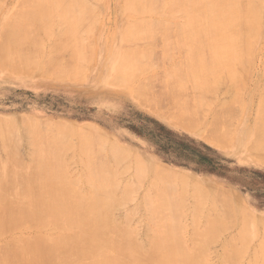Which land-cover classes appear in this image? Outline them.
Wrapping results in <instances>:
<instances>
[{
  "label": "rangeland",
  "instance_id": "rangeland-1",
  "mask_svg": "<svg viewBox=\"0 0 264 264\" xmlns=\"http://www.w3.org/2000/svg\"><path fill=\"white\" fill-rule=\"evenodd\" d=\"M18 1H20V0H0V21H2L0 23V29L1 30H3L2 28H5V26H3V24L6 23L5 21L12 20V19L6 20V18H13V19L14 18L15 19L21 18V14L23 13V11L19 10L18 7H19V4L21 5L22 3L17 4ZM23 1L21 0V2H23ZM37 1H39V0H37ZM54 1L55 0H53V2ZM67 1H70V0H67ZM79 1H81V0H79ZM83 1L86 3L87 2L90 3V6H88V5L87 6L92 7L93 10H92V8H91V10H92L91 11L90 8H88V7H87V9L85 7H81V5L85 6V4H83L81 2H79V3H77L78 1L77 2L76 1L75 2L74 1L69 2V3H72V5L74 3H76L77 6L79 4H81L80 8L83 10V12L84 11L89 12V13H86V15L90 14L88 16L89 17V22H88L87 21L88 18L86 19L85 15H84L85 13L82 14L80 11L81 10L80 8H79L80 9L79 11L76 10L77 13L80 12L79 15L83 16L81 18L78 15L81 18L80 20L82 21V22L80 21V23H81V24H79L80 26L78 25L79 27H81L80 28L81 31L79 29L76 30L75 28L72 29L70 26L68 27L67 21L63 22L66 20V18H64V14H65V16L69 15L73 11L72 9L74 7H76L75 5L73 7L72 5L70 6L69 3H66V5L67 6L69 5L70 9L72 10L70 12L69 11L70 9H68V7H67V10L70 12L69 13L68 11H66V6H65L66 0H61V1L59 0L58 2H60V3H57V4L59 6L58 8L62 12V15H63L62 16L60 14H58V15L56 14L58 12L55 10V9H57L56 8L57 6H53L51 4V3H53L51 0L48 1V3L46 2L47 4H50L55 8V9H53L52 6L48 5L52 8L46 6L47 7L46 10H48V8H49V10H51V9L54 10L55 13L52 10L50 13H48L49 11L44 12V14L45 13L49 14V16H48L49 20H51V22H53V23H51L48 20L47 23H49V24H47V25L51 28H49L48 26L46 27V29L51 30V33L47 32L50 35L49 36L50 41L48 40L49 48H48V46H47L48 44L46 42L47 41L46 39H48L47 36L42 35V34H44V33H42L43 27L46 25H43V27L42 26L40 27V25L38 23L39 27L38 26H36V27H38L40 29L39 31L35 30V28H34L35 26L32 28L36 31V33L39 32L38 35L34 34L35 33L34 30L31 31L32 33L33 32L34 33L32 35L33 41L31 42L33 45H30V46H32L31 49H33V47L35 45L34 49L36 51V54H35L34 49H33L34 56L37 55L39 57V59L38 58L35 59L32 57L33 59H31L29 61V58H28L29 56L28 57H22V56L19 57V56H17L18 52H17V55L15 53L12 54V52H15V51H13V49H12V52H10L11 54L10 53H9L10 55L8 54L9 57L7 56L5 58H2V56L0 55V57H1L0 58V64H2V65H0V123H1V121H4V122L8 121V124L7 123L6 124L9 127L8 128L5 123H1L3 125L0 124V127L2 128V129L0 128L1 129L0 133L2 131L4 134L7 133L8 130L6 129V127L11 130L10 127H14V125H12L11 123H15V127L17 126L18 129L17 128H16V130L14 129L15 130L14 132L16 133V135H18V136L20 135L19 137L16 136V138H18V140H20V143H21V145H20V143L18 141L19 147L21 146L20 148L18 147L17 144H15V145L12 144L13 140L15 142V138L12 137V136H15V133L11 132V131H13V129L7 133L10 136H8L6 134V136H8L10 138L12 137V139L9 140V138L7 139V137H6V141L10 142L11 146L17 145V147L13 148L10 145L7 146L8 143H6V141L4 142V140H3V138H5V137H3L4 134L1 133V136L3 138L0 136V138H1L0 139V147H1L0 148V160L2 159L4 161L1 160L3 163L0 162V167H1L0 168V186L3 189L2 190L0 188V195H1V191L2 192L5 191L3 193L5 195L7 190L9 191V192L7 191V193L11 192L10 193L11 195L7 194L5 197H2L3 195H1L0 196V206H2L3 204L5 205L6 204L5 201H7V203L12 204L13 202L10 200L14 201V204H12V205L32 204L34 199L39 200L38 198H40V200L43 199L42 201H44V197L46 199H48L45 201H48L50 203H54V201H56V200H54L55 198H58L59 200L57 199L56 202L59 201L60 203L65 202V199H66V202H71V201L73 202V199L77 196H78V199H80V202L77 201L80 205H86L87 203H85V202L91 203V200L93 203H95V202L97 203L101 199H107L108 200V198H109L108 202H110V200H111L112 203L111 202L110 203L113 204V203H115L116 200L119 203L120 200L118 197H120L121 195L123 197V195H124V197H123L124 199H125V197L127 198V196H128V198L126 200H123L120 197V199L123 200V203L120 202L121 204L118 206H114V209H113V207H111L112 211L110 209L111 205L107 202V204H109L107 216H108L109 222L111 224H113V225L116 224L118 226L127 227L129 233H131V235L133 237L136 236L135 234L139 233L137 235V237H139V238H135V239L137 241H139V239H140L142 242V244H141V242L139 241L141 246H142V249H143L142 254L147 255V252L150 253L149 242L152 240L154 235L155 236L158 235L159 238L167 237L171 234L170 232H174L177 230L175 232L174 236L179 239V236L181 235L180 236L181 237L180 242H181V245L186 250H194V251L200 250L199 252H202V257H203L202 263L203 264H213V263L214 264H225V261H222V259H224V254H225V253L223 254V251L221 252V250H223L222 248H224V251H225V250H229V249L234 248V247H238V248L243 249L242 254H241L242 257L240 256V258H242V259H239L240 261L238 262V264H240V263L246 264L247 262H249L247 264H254V263L255 264H261L262 262L260 260H258L257 262H253L254 259L252 260V258H250L249 256L253 257L254 252H257L259 250L256 247L257 246L256 243H258V246L260 247V245L262 244L260 241H264V234H263V231H264V142L260 141V139H261V138H259L260 134L259 135L255 134L258 132L257 129H258L259 125H258L257 119H258V115H259V110L261 109V105L263 104L261 102V99L264 96V90H263L264 89V40H263L264 39V0H262L263 2L261 3V6L259 7L260 8V14H259L260 19H258V20H260V21H259V25H258L259 27L256 29V32L259 34H257L255 31L253 34L252 32H248L247 28L246 29L243 28L245 30L244 31L245 34L247 33V35L248 34L251 35V36L248 35L249 37L247 35L244 36L246 38V39L244 38L246 43L247 42L252 43V46L249 44V46H251V49L248 46V48L251 50L250 53L249 52L247 53V51H249V50H246V48L242 47L243 45H247L244 42V40H243L244 44H242L243 42L238 43V44H242V46L238 45L241 49L244 48L241 50V53H240L239 50L236 49L238 47L237 45H235L236 42H234V43L232 42L234 40L233 36H229L230 38L228 37L224 40L227 42V44L231 43L229 46L227 44H224V43H223L224 44L223 45L220 42L225 47V49H222V45H221V48L218 47V49H220V51L232 49L230 51V53L226 51L228 55L230 54L229 55V57L231 56L230 59H227V57H226V56H228L227 54L224 56L223 53H225V52L221 53L219 50H218V52H220V55L223 54L221 56H223L224 58L229 60L231 62L229 64H231V66L234 68V71H235V69H237L238 72L237 73H236V71L234 72L233 69H231V67L227 66V60L226 59L219 57L220 59L224 60V61H222V63H220L221 69L224 71L218 70V71H220V73H219L220 75L213 72V74L218 75L216 79L214 78L215 81L217 80L216 81L217 84L215 82H213V84L215 86L210 82V81H212L211 79H209L210 73L207 74L209 78L208 77L206 78L207 81L211 83V85H210L211 87H209L210 89H208V90H207L208 87L205 88L204 83H202V82H205L206 80L201 81L198 78V76L192 75L194 78L195 77L198 78L197 82L200 83V81H201V85H198V86L203 88V89L198 88V90H200L201 92L198 91L197 93H196L197 88L195 89L192 85V82L195 79L192 78L193 79L192 80L191 79L192 76L190 77V74L186 73V71L188 72V70L186 68L189 67L187 65L189 63L190 64L195 63L196 61L194 62V61H191L189 59L185 60L186 59L185 58L186 53H184L185 55L182 53L185 50L188 51V49H186L187 47L185 45L180 46L181 42H180L178 36H176V34L173 33V32H175L173 29L177 28L178 25L181 26L182 31L186 30V29H184V28H186L185 24H187L186 23L187 19L191 15V13H188V11H190L189 10L190 8L188 9V7L192 6L194 4L195 0H188L189 1L188 3L190 4V5L188 4L189 6L187 5L188 7L184 6L183 3H185V2H183V1H181L183 3L180 2L181 5L178 4L179 7L175 6V5H177V3L173 2V0H172L173 3H170L172 5V7L174 5L175 9L180 8V6L182 7V4H183V7L186 8L185 11L188 9L187 13L190 14L189 16L185 12L183 14L184 8H182V10L180 8V12H178L179 11V9H178L177 13L175 11H174L175 13L173 11H171L172 8L169 7L170 6L169 2H171V1H169V0H168L169 2L168 1L166 2L165 0H164L165 2L162 1L163 4L165 5L164 6L165 8L167 5H169L168 6V8L170 9L169 12L167 10H163L164 7L161 4L162 2L160 0H158V1H160L161 3H159L156 0H151V2H147L148 4L149 3L152 4V1L153 2L155 1V3L158 2L159 4L162 5L163 8L160 6H159L160 8L158 7L160 10H158V9H157V11L153 10V11H155L154 14L153 13L150 14V12H152L151 8H155L154 6L156 4L151 5L153 7H151L150 8L151 10H150V9H148L150 7V4H149V6H147L148 4L143 2L144 0L142 1V3H144L145 6L142 5V3H140V2H138V4L140 3L143 7L142 9H145V10H146V6H147L148 7L147 9L150 11L148 13H147V11H145L146 13H144V12L142 13L140 11L142 9H140V10L137 9V11H140L139 14H138V12L132 11V9H131V8H133L132 6H127L125 8V6H126L125 4L128 2V0H83ZM136 1H138V0H136ZM174 1H176V0H174ZM191 1H193V2H191ZM244 1H246V0H244ZM244 1H243V3H244ZM24 2H27V1L25 0ZM24 2H23V4H24ZM33 2H35V1H33ZM129 2H132V0ZM27 3H31V2H27ZM39 3L40 4L42 3L43 5L39 6L40 5ZM44 3H45V1L40 0V2L37 3L39 5L34 6V7H36L34 9V11L39 12L42 10L41 9L42 7L45 8ZM54 3H56V1ZM158 3H157V5H158ZM1 4H3L4 6ZM23 4H22V6H23ZM129 4H132V3H128V5ZM133 4L136 5V2L134 0H133ZM29 5L25 4V6H27V7ZM31 5H32V3H31ZM15 6H17V7H15ZM25 6H24V9L26 8ZM94 6L96 8H94ZM71 7H73V8H71ZM119 7H120V9H119ZM128 7H129V9H128ZM135 7H137V6H135ZM139 7L141 8V6H139ZM4 8H5V10H4ZM20 8L23 9V7H21V6H20ZM30 8L32 9L33 6L28 7L29 11L32 12V10H30ZM39 8L41 10H39ZM161 8H162L164 13H166L165 11H167V13L172 12L173 14L170 13L171 15L168 14V16H166L163 14ZM168 8H166V9H168ZM17 9H18V11L21 12V14L17 11H14ZM59 9H57V10H59ZM191 9H193V8H191ZM2 10H4V11H2ZM25 10H27V9H25ZM25 10H24V12H25ZM60 10H59V12H60ZM6 11H8V12H6ZM1 12H3V13L1 14ZM52 12L57 17L61 16L58 19L59 20L63 19L62 22H60L55 16L53 17ZM67 12L69 14H67ZM160 12H162V14L159 15ZM35 13H37V12H35ZM35 13H34V15H36ZM39 14H40V12H39ZM50 14H52V15H50ZM8 15H9V17H8ZM13 15H15V16H13ZM93 15H95V16H93ZM120 15H122V16H120ZM193 15L194 14H192V16ZM199 15L200 14H198V18L203 19L204 16L199 17ZM71 16H73L72 13H71ZM185 16H187V17H185ZM37 17L41 18L39 15ZM66 17H68V16H66ZM120 17H121V19H120ZM130 17H133V18H130ZM182 17H183V19H182ZM69 18H71V17L69 16ZM72 18H74V17H72ZM77 18L78 17L76 15V19ZM127 18L130 20H128ZM145 18L150 19V21L147 20V22L145 20V22L147 23L146 27H148V28L151 27V25H149L148 22L151 24H154L153 26L155 27V26H157L156 23L159 21H162V22L169 21L168 23H171V25H170L171 27L169 26L171 29L168 28V30L169 31L172 30L171 34L172 35L174 34L175 38H178L177 39L178 41L175 39L177 42H175V41L174 42L176 44H178L180 42L179 47L177 48L178 45L176 46V44L173 42L172 38L174 36L170 37L171 35H170L169 31H168V34L170 36L165 33L166 35L169 36L168 38L163 33V31H165V32L167 31L166 28H165V30L163 29V27L166 26L167 24L165 25V23H162L164 25V26H162L161 22H160L161 26L160 27L157 26V28L159 27V29L162 28L160 30V32L163 33V34L162 33L158 34L159 38L158 37L157 38L159 40L161 39L159 42H157V43L152 42L154 40L153 38H150V39H152L151 41L149 38L147 40L142 39V38H140L141 40L138 39L139 36H141V35L143 37L147 38L146 34H148V31H147L148 29H146L147 33H143L140 35V33L137 31L139 30V28L141 29L142 27H140L137 23H134V22L138 21V23L141 24L143 21L140 19L144 20ZM125 19L127 22L125 21ZM152 19L155 20L156 23H152L151 22ZM72 20L74 22H72ZM72 20L70 21V23L68 22V24H70L71 26L76 24V22L78 21V19L77 20L72 19ZM92 21H94V22H92ZM86 22H88L89 25L90 24L92 25L93 23L94 24L91 27H89L88 25H86ZM56 23H57V25H56ZM61 23H62V26H61ZM83 23H84V25L87 26L86 28H84L85 26L83 25ZM131 23H133L134 25H132ZM175 23H178V24H175ZM130 24L133 27V29H135V30H133V33H135L137 35L139 33V36L136 37L137 38L136 40L132 39L133 38L132 36H134L135 34L130 32L131 27H128V25L130 26ZM144 24L145 23H143L142 25H144ZM58 25L61 26V27H59V29L57 28ZM66 25L68 28H71L74 31L75 30L79 31L78 33L77 32L76 33L81 35V37L78 36L80 38V39L79 38L78 39L80 40L79 42L82 44L81 48L83 47L82 50L84 52L82 50H81V52H83L82 55L84 56V58L81 57L82 55L77 52L79 50V49H77V46H76V45H78L77 44L78 41L74 40V37L76 39V36L72 35V33L75 34V32L72 31V33H71V32H69V30H68V32L64 31V28H65V30H67ZM126 25L128 28H125ZM135 25H137L139 28ZM78 26H73V27H78ZM172 26H173V28H172ZM180 26H179V28H180ZM122 27H123V30H122ZM154 27H152V28H154ZM188 27L189 26H187V28ZM195 27H197V26H195ZM195 27H193V28H195ZM87 28H89V29H87ZM152 28L150 30H152ZM191 28H192V26H191ZM198 28L200 29V26L197 27V30H196L197 33L194 32L195 34H198L199 31L204 32L205 27H203L204 29L202 28L203 30H201V29L198 30ZM144 30H141V31L143 32ZM155 30H157V29H155ZM181 30H179V31H181ZM62 31L65 32V34L71 33V36H73V37H71V36L69 37L71 40L67 37H64V38L70 40V43L72 44V46H68V47H70V49L67 47V44L70 45L68 43L69 40L66 41L67 43L64 42V40H66V39H63V42L65 44L59 43L60 45L58 44V46H61V45L64 47L66 46L67 51L72 50L71 47L73 48V51H75V48L77 49V51H75V52H77L78 55L72 51L75 54V56L78 57V59H75V58L72 59L74 61V63H73L74 68L73 67H70L69 69L67 68L69 66H72V65H70L72 63L70 61H72L71 60L72 57H75L74 54H72L71 51L69 53L65 52L66 50H64V48H62V46H61L62 49L60 47L56 48L57 45H55V48H54V46L51 43L52 41H54L55 36L56 37H58V35H59V37L65 36L62 34ZM123 31H125L127 34L124 33ZM179 31H177V32H179ZM182 31H181V33H182ZM189 31H190V33H192L193 30L192 31L189 30ZM59 32H61V33H59ZM81 32H82V34H81ZM201 32H199V33H201ZM157 33L158 32L153 34V32L152 33L150 32V34H152V35H150V34L149 35L153 37V35H156ZM86 34H87V36H86ZM124 34L127 36H125ZM184 34L187 35L186 32ZM39 35L40 36L42 35L41 37H43V38H41ZM122 35H124V36H122ZM164 35L166 36L167 39H169V41L172 40V42L171 41L169 42L170 45L172 44V46H173L175 44V51H172L174 53H171L172 46L170 47V45H168L171 48L170 49L168 47L170 49L169 51L167 50V48L165 49L166 46L165 47L160 46L161 42L162 43L166 42V41L164 42V40H165ZM186 35H184V37ZM35 36L36 37L38 36L37 39H38V41H40V43L37 41V39L35 40V38H36ZM44 36H46V38ZM181 36H182V34H181ZM212 37H214L215 41H217L215 38V35ZM216 37H217V34H216ZM3 38H4V34H1L0 35V43H2ZM126 38L130 39L131 42H127L129 40L126 41ZM217 38H219V37H217ZM249 38H251V39L249 40ZM180 39L182 40V44L186 40L185 39L183 41L184 38L182 39V37ZM59 40L61 41V38H59L58 41ZM81 40H83L85 43L87 42L88 43L87 45L90 44V46L87 48L88 50L85 49L87 47V45L85 47L84 46L85 43L83 44V42H81ZM155 40H156V38H155ZM188 40L189 39H187L186 41H188ZM55 41H57V38L55 39ZM156 41H158V40H156ZM224 41L222 40V42H224ZM54 42H53V44H54ZM149 42H152V43H150L151 45H150V48L148 50H150V51L152 50L154 55L156 52H159V51H161V49L163 50V48H164L166 50V52H169V54L165 53L163 50L162 55H164V53H165V54H167V57L168 56L169 57L171 56V57L166 59L165 58L166 55L160 56V54H159L160 52H159V53H157L158 57L151 55V56H153V59H154L153 60L154 62H151L152 65L150 64L151 67L146 68L147 69L146 70L144 68V65H143V68L145 69V71H144V69H142L143 71L140 69L136 70V68L139 67L138 66L139 62L148 63L146 59L149 57V55L146 58L147 55L145 56V54H144L142 57L140 55V53L142 54V52L146 53V51H148V50L142 51L141 49L144 48L143 50H145V48L147 47ZM188 42H189V44H188L189 49H190V47L193 46L192 43L194 44V46L192 48H194L195 45L198 43V42L194 43V41H191V40H189ZM217 42H219V41H217ZM50 43H51V47L53 46L52 50L50 47ZM39 44L43 45V47L42 46L40 47ZM200 44H197L196 47L198 45L200 46ZM204 44L202 43V45H204ZM80 45H78V46L80 47ZM152 45H156V47L154 46V48H153ZM189 45H192V46L189 47ZM205 45H204V47H205V51H206V47L211 46V45L210 44H208V46H207V44H205ZM231 45H233L234 48L231 47ZM39 47L43 48L44 50L40 49ZM136 47L139 49L141 47H143L140 49L142 52L136 53L135 52L137 49ZM196 47H195V49H192L194 52L195 51L197 52V49L201 50V48H203L202 46H200L201 48L200 47L196 48ZM211 47H213V46H211ZM18 48H19L18 50L21 51V53H24L25 52L24 49H26V46L24 44V45L19 46ZM126 48H128L129 51L132 48H136L135 50L133 49L134 54L133 53H131V54L133 56H136V57H138V55H139L142 57V59H141V57H140V59H137L138 61H136V58L132 59V56L130 54H128L129 52L125 53L127 50ZM55 49H59V51H60V49H61V51L63 50V52H61V51L60 52L65 54V56L63 54L64 61H63V58L61 59L60 55H57V52H59V51L58 50L55 51ZM124 49H126V50H124ZM154 49L156 50V52ZM29 50H30V48H29ZM40 50H42V51L40 52ZM46 50H48V53ZM208 50L211 51V49H209V47H208L207 51L206 52L203 51V53L204 54H206L207 52L209 53V54H206L207 56L205 55L204 57H206L207 60L210 59L209 61L211 62V60H213V58H214L213 56H216V55H213V54L211 55L210 51H208ZM243 50H246L245 55L249 54L247 56V58H245V56L242 57V55L245 53ZM52 51H53V53H52ZM120 51H123V52L125 51V52L123 53ZM150 51H148V52H150ZM31 52L32 51L30 50V53ZM33 52H32V55H33ZM42 52H44L45 54H42ZM70 53L73 56L70 58V61H69V58H67V56L70 55ZM231 53L237 54V57H239L238 59L240 61L243 60L242 62H244V63H242V62L240 63L241 66H243V68L240 66L242 68V70L238 67L240 64L239 65L237 64V62L239 63L240 61L237 60V57L236 56L234 57V55H232ZM53 54L57 57L56 62L58 61L57 63H61V66H59V67L61 69L60 72H62L61 74L63 76L61 74H59L60 73L58 70L59 67L57 69V67L55 66L56 62L53 59L54 58L52 56ZM150 54H151V52H150ZM189 54H191V53H189ZM197 54H198V52H197ZM11 55H13L12 58H11ZM50 55L53 57L52 61H54L55 63L46 59L47 56H50ZM116 55L118 57L117 59L115 58ZM123 55H125L126 58ZM129 55H130L131 59L128 58ZM208 55L209 56L211 55L212 57L210 56L208 58ZM220 55H218V56H220ZM37 56H35V57H37ZM186 56H188V53ZM190 56H191V58L193 57L192 54ZM241 57H242V59H241ZM143 58H145V59H143ZM196 58H197V56H196ZM219 58L218 57L216 59L214 58V60L216 61ZM14 59H15V61H14ZM20 59H26V60H24V62H22V61H20ZM65 59H68V60H65ZM129 59L133 60V62L130 61ZM181 59L185 60V62L186 61L189 62V63L186 62L187 67L184 65L186 63L184 61H181ZM194 59L195 58L193 57V60ZM40 60L43 61L42 63H45V64L48 63V61H50L47 64V67L49 68L48 70H47V67H44V64H42V63H39V65H37L38 64L37 61L40 62ZM123 60L125 63H123ZM149 60L150 59H148V61ZM204 60H206V59H204ZM231 60H234V62ZM235 60H237V62ZM65 61H68L69 63L66 62V64L63 65V62L65 63ZM134 61H135V63H134ZM179 61H180V63L181 62L184 63V64L181 63L180 65L185 66L186 70L181 69V72L185 71V73L190 77L191 84H189L190 82H188V83L186 82L189 79V78L188 79L186 78V77H188L187 75L184 76V78L187 79L186 81H184V79L180 78L179 79L180 81L183 80L185 82V83H183V84H185V86H181L182 84L180 83V85L178 87L181 86L180 89L184 88V91L180 90V92H179L181 98L178 95L177 99H174L175 97L173 98V96H175V95L173 93H171L174 91L173 90L171 91L170 89H166V88H170L168 85L170 80L168 79L169 80V82H168L166 79L165 80L167 82V84H166V82H163V78L164 77L166 78V75L169 72V70H172V71L175 70L173 68V65L174 66L176 65L178 70L180 68H184L183 66L181 67L177 63ZM197 61L199 62L200 60L197 59ZM28 62H30V64ZM131 62H132V64L137 63L136 66L132 65ZM202 62L200 61L199 63H202ZM204 62L206 63V61H204ZM3 64H4V66H3ZM41 64L43 65L44 69H41L42 68ZM77 64L80 66L82 64L83 68L80 66H77ZM117 64H118L117 69L118 68L120 69V70L118 69V71L115 67V65L117 66ZM126 64H128V65H126ZM48 65H50V66H48ZM139 65H141V63H139ZM178 65L180 68L178 67ZM35 66H37V67L39 66V67L37 68ZM40 66H41V68H40ZM62 66H65V68ZM76 66L82 70V71L81 70L78 71L80 74H78L77 70L75 69ZM125 66L128 70L125 68ZM129 66H131L133 68H131ZM225 67H228L227 69H229V70L231 69L230 71H232V72L230 73L229 70H227V72H226ZM55 68L57 69V71L59 73H57V71L55 72ZM63 68H64V70H63ZM121 68L122 69L125 68L124 69L125 72ZM141 68H142V65H141ZM177 68H176V72L178 73ZM66 71H69V72H66ZM120 71H122V72H120ZM130 72H133L132 75L126 74V73H130ZM163 72H166V73L164 74ZM228 72L230 73V75L228 74ZM185 73H183V74H185ZM203 73L205 76L206 73L205 72H203ZM225 73H227L229 76ZM125 74L127 75L126 77H124ZM168 74H170V72ZM199 74H201V73H199ZM57 75H59V76H57ZM115 75L120 76V77L117 78ZM172 75H174V74H171V76ZM201 75H203V74H201ZM134 76H136V77L134 78ZM122 77L124 78V81L122 80ZM169 77H170V75H169ZM174 77H175V75H174ZM179 77H182V75ZM203 78L204 77H202V79ZM118 79L121 82H118L119 81ZM170 79L173 80L171 77H170ZM132 80H133V82H132ZM183 81H181V82H183ZM232 81H234V82H232ZM171 82H173V81H171ZM163 83H165L166 86H163L164 85ZM172 84H176V83H172ZM139 85H142L143 87H145V85H147L148 87L147 88L145 87L146 88L145 89ZM167 85H168V87H167ZM188 85H191L192 87L188 86ZM163 87L164 88L166 87V88L164 89ZM176 87H177V84H176ZM175 88H174V90L177 89V88L176 89ZM140 89L144 92L146 90L147 92L146 93L141 92ZM177 90H179V89H177ZM194 90H195V92H194ZM208 91H210V92H208ZM162 92L163 93L166 92V94L167 93L168 94L167 95L166 94L161 95ZM185 92H186V94H185ZM208 93H209V96H208ZM149 94L150 95L155 94V95H153L154 97L157 96L158 98L159 97H161V98H160V100H158V98L155 97L158 100V101H156L153 99L154 97L150 96ZM196 94L198 96H200L202 94L200 98L203 99L202 103L205 102L206 104H202V103L200 104L201 99H199V98L197 100L198 101L200 100V102H198V101L196 102V100H195ZM166 96H168V97L170 96L175 101L173 102V99L167 98ZM206 96H207V98H206ZM149 98H150V100H149ZM179 99L180 100L185 99V104H186V101L191 102L192 105L196 104L195 106L197 108L194 106L195 109H198V108L201 109L202 108V110H200L201 112L199 111L200 114L198 113L199 109L196 111L193 107L190 110L189 107H191L192 105L189 104L190 106H188L187 105L188 103L185 105L184 103H182L183 101H180ZM191 99L193 101L194 100L195 101L193 102ZM177 102H179V105H180V106L179 105L178 106L180 108H183L182 110L184 111V113L190 112L189 114L195 115V117L192 116L191 119L186 118V119H189V121L190 120L193 121V122H191L192 124L190 122H187L184 119H183V121H179L181 119V115H179L178 112H180V114H181L182 110L179 111L180 110L179 109L178 112L175 110V109H177V108H175ZM180 103L183 104V107ZM152 104H153V106H151ZM154 105L156 108L154 107ZM197 105H199V107ZM203 105L205 107H203ZM173 108H175V109H173ZM206 108H207V110H206ZM216 109L221 110L222 115H223L222 109H224V112L227 114V115L224 114L223 116L220 115L221 117L219 116V119H221V121H220L221 124H220V122L216 121L215 125H216L217 130L215 128H213L212 125H210V123L213 122L212 116H213V113ZM192 110H195V111H192ZM194 112H195V114H194ZM221 112H220V114H221ZM184 115H185V117L186 116L188 117L187 113H185ZM184 115H182V116H184ZM227 116L229 117V119H227ZM194 118H195V121H194ZM31 120H33V121H31ZM227 120H230V122ZM256 120H257V122H256ZM207 121H208V126L211 127L210 129H214L213 131L207 129L208 128L207 127ZM225 121L227 122L226 125L224 124ZM26 122H28V123H26ZM30 123L33 125V128L30 127V126H32V125H30ZM218 123L222 127H220L219 125L217 126ZM22 124H24V125L26 124L27 126L28 125H30V126H28V128H27L26 125L23 126ZM86 126H87V129H92V130L88 131L89 132L88 134H87V132H85ZM223 126L225 128H229V129H226V131H225ZM4 127H5L7 132L6 131L4 132V130H5ZM37 127L41 131L43 130L45 132V134H44L45 136H42L43 139L46 138V136H48V134L46 133L48 131V129L52 132L51 133L50 131H48V133H51V135H52V136L49 135V137H52V138L60 137L61 134L63 136H65V135H68V136H65V138H60L61 140L64 139V143L61 142V140L58 138H55L54 139L55 141L52 140L53 142L50 140L52 142V144L50 142L47 143L46 139H44V141H43V139L42 140L40 139L42 142H45L44 144L40 145L39 135L43 134V133L40 130H38ZM55 127H57V129ZM60 128H61V130L63 129V131L61 133H60V130H58ZM254 128L256 130H253ZM26 129H28V130H26ZM46 129H47V131H45ZM17 130H18V132H16ZM37 130H38V132H37ZM55 130L57 131L56 134L54 133ZM70 130H73L75 135ZM65 131H67V132H65ZM10 132L14 135H11ZM26 132H27V134H25ZM78 132H79V134L82 135L83 139L80 138L81 135H79L80 137L78 136ZM82 133L83 134L86 133L87 135H92V133H93V135L91 136V139H94V140L96 138L99 140L101 139L100 141L102 143L100 141L97 143L102 149V151L100 150L101 153H98L97 151L94 150V149H96L94 146L95 143L93 140H91L94 143V145L92 146V148H94V149L91 148L92 150L90 151L91 153H89V154H94V155H91V156L87 155L88 150H89L88 149L89 143L87 142L88 144H86L85 140H87L88 137L86 138L85 136H87V135L86 134L83 135ZM97 133H99V134H97ZM214 133H217V134L219 133V134L217 135ZM35 134L38 136H35ZM59 134H60V136H56ZM254 134H255V136H254ZM70 136H71V138H67ZM210 137L211 138L215 137V138L211 139ZM27 138H30V139H27ZM40 138H41V136H40ZM33 139H36V140H33ZM57 139L60 140V142L57 143L56 142V141H58ZM67 139H71V141H73V142L70 143L71 141H68ZM30 140H33V142ZM77 140H78V142H77ZM82 140H83V142H81ZM16 141H17V139H16ZM27 141H30L31 143H34V141H35V144H30V142H27ZM79 141L81 143H79ZM67 142H69L70 144ZM54 143L55 144L57 143L58 147H56V145ZM78 143L80 144V146ZM64 144L65 145L68 144L69 147L72 148V149H68L71 151H68V150L66 151L67 155H65V153H64L66 150ZM30 145H34V146L37 145L40 148H42V150H45V151L43 152L42 150H39V148L35 149L33 147L35 149V151H34V149H32ZM81 145H82V147H81ZM83 145H86L87 147L86 146L83 147ZM9 146L13 149L10 150ZM37 146H35V147H37ZM110 146H112V147H110ZM43 147H44V149H43ZM109 147L113 150H116L118 153L117 152L115 153L113 150L109 149ZM18 148L21 150H19ZM106 148H108V149H106ZM6 149L7 150L9 149L10 152L7 151ZM17 149L19 151H21L22 154L19 151L17 152ZM52 149L54 151L56 150L55 152L60 154V156L58 155L60 157L59 162L62 165V166H59L60 168L62 167L60 172L64 171L65 173H64L63 177H65V176H67V177L62 178V179H64L62 182L63 184L60 183L62 181V179H60V178L63 175V173L59 177L58 175L61 174L59 172L56 179H59L58 181L62 186L66 185V186H64V189L68 191L67 194H66V191L56 190L57 188L53 187L54 184L51 182L47 183V184H45V182H42V180H43L42 178H44L43 173H45L44 171L47 170V174H48V171L53 173L50 169H47L51 166H49V167L45 166V163L49 164V161L52 162V160H54L53 158L50 159L47 156L50 153V150H52ZM57 149L64 151V152H61V151L59 152V151H57ZM79 149H80V152L78 151ZM83 149H84V151H82V153H81V150H83ZM86 149H88V150H86ZM5 151H6V154H5ZM31 151H33V152H31ZM98 151H99V149H98ZM112 151L116 155L118 154L117 157L122 156V158L121 157L120 158L121 159L124 158L122 161H120V160L118 161L119 162L118 165H114L115 163L113 164V162H112V158H111V156L113 154ZM12 152H17V154L20 153L22 155V157H21V155L18 157H21V159L22 158L23 159L21 161H19V163H17V161L12 162V160L14 159L13 157H10ZM28 152L30 153L29 155H28ZM111 152H112V154H111ZM33 153H34V155H33ZM42 153H45V154H43L45 156H42ZM61 153H64V154H61ZM12 154H13L12 156L16 155L15 153H12ZM79 154H81V155H79ZM82 154H84V155H82ZM95 154H97L98 157ZM100 154H102L103 158L101 157ZM115 154H113V156H116ZM119 154H120V156H119ZM36 155H39V156H37L39 158L44 157V161L41 160L42 158L40 159L43 162L42 164H44V166L42 165V169H40L41 165L38 167V164H37L39 162L38 161L39 159H37L35 161L36 158H34V157ZM68 155L70 158H68ZM85 155H87L88 157L86 158ZM31 156L33 157V159H30V158H32ZM71 156H73L72 159H71ZM78 156L80 157L79 161L77 158ZM123 156H125V157H123ZM99 157L102 158V160H100ZM11 158H12V160H11ZM16 158H17V156H16ZM16 158H15V160H18V159L20 160V158H18V159H16ZM67 158L70 159V161ZM83 158H85V159H83ZM97 158L99 159L100 163L103 162V165H101L103 168L101 167V169H106V167H107L106 165L108 164L109 167H107V168H108V170H109L108 172H110L111 176L109 175L107 178H103V177H105V176H103L104 173L103 172L98 173L99 172L98 170L100 168L96 167L99 169H96V170L94 169L96 164H93L90 161L95 160ZM113 158H115V157H113ZM5 159H7L8 162ZM81 160H82L83 164L81 163ZM133 160H136L137 165H138V163L139 164L142 163V166L140 164V166H141L140 168L142 169L141 172H139V170H138L140 168L136 169V167L134 165H132V164H135V163H133V162H135ZM260 160H262V161H260ZM6 162L9 165L11 164V166L9 167L8 164H5ZM10 162H12V163H10ZM26 162H28V163H26ZM14 163H17V165ZM20 163H22L23 166L19 165ZM63 163H65V164H63ZM89 163L91 166L89 165ZM29 164L32 165L31 167L35 166L36 169L28 168ZM6 165H8V166H6ZM12 165H13V167H12ZM113 165H114V167H113ZM16 166L21 169V171L18 173H23L24 175L15 174V172L17 173V171L19 169ZM43 167L44 168L47 167L46 170H44ZM123 167H125L126 170L123 171ZM133 167H134L135 171H138L135 174H137V173H140V175L142 174V176L140 178H138L140 181L137 178L136 179L138 181H136V179L134 181H132L134 179V175H135L133 173V172H135V171H133ZM137 167H139V166H137ZM156 167L161 168V169L157 170ZM66 168L67 169L69 168V169L66 170ZM112 168H114V170H112ZM162 168H164V169H162ZM9 169H11V170H9ZM101 169H100V171H101ZM119 169H121L122 172H120ZM144 169L146 172L144 171ZM166 169H168L167 171H165L166 174H164V172H162L161 174H164V175H169V174L172 175L173 174L172 175L173 178L171 176H165L163 179V176H161L159 174L161 171H164ZM23 170L24 171L26 170L25 173L23 172ZM29 170H31V171H29ZM58 170H59V168H58ZM86 170H87V172H86ZM169 170L173 171L174 173H171ZM3 171H4V173H3ZM5 171L6 172L9 171L11 176L8 175L9 172L6 173ZM26 172H27V174H26ZM118 172H120V173H118ZM153 172H154V176H153ZM38 174H39V176H38ZM40 174H42L43 177ZM54 174L56 175L55 171H54ZM66 174H68V175H66ZM143 174H144V176H143ZM155 174H157V175H155ZM16 175L18 177H21V176L24 177V176L29 175L30 177H27V178L24 177V179L21 180ZM179 175L184 176V177L186 176L185 179L188 181L187 182L185 180L187 183L184 181H182L183 183H181L182 184L181 187L184 188L183 190H185V192L182 191V189L180 187V182H181L180 178L181 177ZM15 176L17 178H13ZM40 176H41V178H39ZM87 176L89 179H93L94 181H90L89 179L86 180ZM136 176H139V175L137 174ZM28 178L29 179L31 178L34 182L36 181V183L39 182L37 184V187H35V186L32 187V185H35L36 183H34L31 180L29 182ZM72 178L73 179L77 178L78 181L72 180ZM174 178L180 179L179 180L180 182L177 179L175 180ZM105 179L108 180L109 182L106 181ZM70 180L73 182H70ZM155 180L156 181L158 180L160 182H158V181L156 182ZM8 181L10 182V184ZM14 181L15 182L17 181V183H14ZM75 181H77L76 182L77 185L72 184V186H71V183H74ZM135 181L137 182V185L130 187L131 184H133V183L135 184ZM110 182H112V183H110ZM109 183L110 184L115 183L117 185V186L115 185L117 188L114 189L115 192L113 193V195L110 194L112 189L110 191L107 188V187H109L108 185H110ZM127 183H128V185H126ZM162 183H165L164 184L165 187H163L161 185ZM7 184H9L13 187H10ZM15 184L16 185L18 184V186H16ZM185 184L188 185V187L185 186L186 187L185 188L183 186ZM22 185L25 186L26 188L23 187ZM39 185L40 186L42 185V187H38ZM92 185H94L93 191H95V188H97L100 185V187H98L99 191L98 190L96 191V192H99L98 194L96 193L97 197L102 195L104 192H105L104 195L109 196V197L108 198L107 197L102 198V197H105L104 195H102L101 197H99L101 199L97 198V200L94 201V198H92L90 200L92 195H95L91 191L92 187H93ZM101 185H103V186H101ZM123 185H126L129 189H128V191H127V189L123 190V192L120 193L119 191L123 187L125 188V186H123ZM150 185H152V186H150ZM171 185H173L172 188L169 187ZM19 186L23 187V188L20 187V188H22V189H20V191L23 192L22 194L20 192H18ZM110 186L112 188V186H114V185H110ZM166 186L169 187V188H167V191L169 192V194H164L165 192H167V191H165ZM194 186H196L195 189L198 188L197 191L199 193L203 190V192L205 194L203 197H205L204 199H206V201H204L203 199L198 200V201H200L199 203H201L202 201L205 202V203L202 202L201 204H199L200 206L195 204V202H196L195 200H197L196 198H198V197L201 198L202 196H201V193H200V196H198V197H196L197 195L192 194L193 191H191V190L193 189ZM5 187H7V188H5ZM16 187H18V188H16ZM52 187H53V189H52ZM73 187H74V189H73ZM160 187H163V188L160 189ZM179 187H180V191H182V194L185 195V197L184 196L183 197L181 196V198H180V196L178 197V195H180V191L179 192L177 191V190H179ZM12 188H14V189H12ZM104 188H107L109 190V192L107 189H104ZM199 188L202 190L200 191ZM25 189H26V191L24 192ZM35 189L37 191H40V192L43 191V192H41V193L37 192V191H35ZM51 189L53 190L52 193L49 192ZM130 189H133V190L131 191V193L128 194ZM156 189L158 192L156 191ZM70 190H71V194H72L71 196H70ZM171 190H173V192L176 194L172 195L173 192ZM34 191L36 192V194H32ZM78 191H80L79 194L77 193ZM100 191H102L101 194H100ZM146 191H147V194H146ZM153 191L156 192V194L160 193V194H157L158 197L155 196V193ZM186 191L189 193H187ZM190 191L192 193H190ZM197 191L195 190L194 192H197ZM45 192H46V194H45ZM57 192H60V194L58 195ZM144 192L146 194V198L143 195ZM13 193H16V195H14ZM19 193H20V195H19ZM62 193H65V194H62ZM123 193H126V194H123ZM148 193L150 196L148 195ZM42 195H44V196H42ZM63 195H65L64 197H67L68 199L64 198ZM75 195H77V196H75ZM165 195H168V196H165ZM69 196L72 197V198H70L71 201H69ZM84 196L89 197V198H84V200H83ZM112 196L115 197L116 199L112 198ZM190 196H192V197H190ZM19 198H20V200H19ZM23 198H24V200H22ZM63 198H64V200H63ZM142 198H145V199L150 198L151 201L148 200L145 203V200ZM166 198H167L168 202L170 200L172 201L175 198L176 202L173 201L172 204L170 202L172 207L171 206L169 207V204H167L168 202H167ZM74 200H76V199H74ZM164 200H166V201H164ZM179 200H180V202H182V203H180L181 205L178 204ZM101 201H104V200H101ZM17 202H21V204L17 203ZM81 202H82V204H81ZM104 202H106V200ZM222 202H223V205H222ZM74 203H76V202L74 201ZM142 203H145V204H142ZM192 203H194V206L192 207L193 209L200 208V210H201V211L195 210L197 214L195 213L194 210L193 211L191 210L192 208L190 206L193 205ZM115 204H117V203H115ZM226 205H230V207H231L230 210H231V212H233V214L231 216H228V217L225 215L226 212L222 210V209H224V207ZM146 206H148V207H146ZM214 206H215V208H218V209L213 208ZM175 207H176V209H175ZM228 207L229 206H227L226 208H228ZM167 208L175 209V211L171 213L170 210ZM226 208H225V210H226ZM243 208H245V211H241V210H243ZM150 209H151V211H150ZM230 210L227 211V213H226L227 215L229 214L228 212ZM130 212H132V213H130ZM176 212H177V215H176ZM133 213L135 215H132ZM174 214L176 215V218H174L175 221H173V222L176 223V226L175 225L172 226L169 223L171 221L170 219L174 220L173 219V217L175 216ZM192 214H196V215L194 216ZM248 214H249L250 218H253V219H248L247 218ZM123 215L127 216V218H126L128 220L127 223H126V219L124 220V218L126 216L124 217ZM118 217H119V219H118ZM128 217L129 218L131 217V220ZM205 218H207L208 220L210 219V221H211V219H212V221L215 220L216 222H218L217 220H220L219 222H221V224H224V225H222L223 227L220 228V230H222V231H220V230L213 231L214 235H212L211 237L209 236L206 239V242H205V240H204V242H202L200 235H198V231H199V234H202L201 232H203L205 229L204 226L205 227L207 226V223L209 221L206 220ZM151 219H152V221H150ZM232 219H233V221H231ZM137 220H138V222H137ZM228 220H230V221H228ZM189 221L191 223H189ZM226 221L230 222V224L233 222V224H231V225L225 224V223H227ZM240 221L241 222L242 221L247 222L248 225L250 224L251 226L250 225L249 226L252 228H253V226L256 227V228L254 227V230L252 228L251 229L249 228L250 230H252L251 233L249 232V230H248L249 233L245 232L247 238H250V237L251 238L247 239L248 241H246V243L244 244V247L242 246L243 245L242 241L237 239V238L239 236L238 232H241V233L244 232L247 227L246 228L244 226H243L244 228L241 227L242 223H241V225H239ZM149 222H150V224H149ZM245 222L243 223L244 225H245ZM255 222H256V224H255ZM156 223L158 224V227H156L157 226ZM168 223H169V225H168ZM252 223H253V225H252ZM178 224H179V226H178ZM149 225H151V227ZM159 225H161V226H159ZM170 226L174 229V231H172V228ZM191 226H193V227L191 228ZM175 227H176V230H175ZM160 230H162V231L160 232ZM185 230H186V233H185ZM167 231L169 233L168 235L166 233ZM191 231H193V232H191ZM30 232H31V230H29V229L27 231L28 234L26 232L23 234L19 231H15L12 233V235L24 236V235H30ZM195 232L197 234H195ZM164 233H166V234H164ZM218 233H220V235ZM108 234L114 235V234H116V232L113 230L112 227H110V229L108 230ZM235 234H237V235H235ZM9 236L10 235L8 234V235L0 238V244L2 242H4L6 240V238H8ZM199 238H200V240H199ZM233 238L235 241H233ZM201 243H205V244L207 243V244L201 245ZM223 243H224V245H223ZM239 244H241V245H239ZM249 247H253V248H249ZM201 249H203V250L201 251ZM253 249H254V252H252ZM251 253H252V255H251ZM217 255L219 256V258L216 257ZM246 255L248 257H246ZM211 257L212 258L214 257V259H212ZM246 258H247V261H246ZM210 259H212V260H210ZM219 259H220V261H219ZM208 260H209V262H206ZM210 262H212V263H210Z\"/></svg>",
  "mask_w": 264,
  "mask_h": 264
},
{
  "label": "bare ground",
  "instance_id": "bare-ground-1",
  "mask_svg": "<svg viewBox=\"0 0 264 264\" xmlns=\"http://www.w3.org/2000/svg\"><path fill=\"white\" fill-rule=\"evenodd\" d=\"M23 1V0H22ZM25 1V0H24ZM23 1V2H24ZM27 2H31L32 3V5H31V3H27V2H24V4H23V2H21V0L20 1H18V3L17 4H19V3H22L23 4V6H22V4L20 5L19 4V10H21V11H23V13L21 14V12L20 11H18V9L17 10H14V11H17V12H19L20 14H21V18H19V19H13V18H6V20L7 19H12V20H7V21H5L6 23L5 24H3V26H5V28H2L3 30H1L0 29V35L1 34H4V38H3V41H2V43H0L1 45H0V55L2 56V58H5V57H9V55L11 54L10 52H12V49H13V51H15V52H12V54L13 53H15L16 55H17V52H18V55L17 56H22V57H28L29 58V61L31 60V59H33V58H38L39 59V57L37 56V55H35V56H37V57H35L34 56V52H35V54H36V51H35V49H34V47H35V45H34V47H33V49H34V52H33V49H31L32 48V46H30V45H33L31 42L33 41V33L31 32L32 30H34V29H32L34 26V28H35V30H40L38 27V23H39V25H40V27L42 26L43 27V25H46V26H44L43 27V32L42 33H44V34H42V35H46L47 36V38L48 39H46L47 41V44H48V40L50 39L49 38V34L47 33V32H50L51 33V30H48V29H46V27L48 26L47 24H49V23H47L48 22V20H49V14L48 13H50L51 12V10H49V8H48V10H46V8L47 7H50V6H57L56 8L57 9H59L58 7V4L57 3H60V2H58L57 0H55L56 1V3H54L53 2V0H51L53 3H51L52 5H50V4H47L48 3V1H50V0H43V1H45V3L47 4H45L44 3V5H45V8L44 7H42L41 9L43 10H41L40 8H39V10H41V11H39L40 12V14H39V12L38 11H34V9L36 8V7H34V6H38L39 4H37L38 2H40V0L39 1H37V0H26ZM33 1H35V2H33ZM61 1V0H60ZM77 2V3H79V2H81V3H83V4H85V6H82L81 4H79L78 6L76 5V3H74L73 5H72V3H69V2ZM129 1H131V0H128V2L125 4L126 6H125V8L127 7V6H132L133 8H131L132 9V11L133 12H138V14H139V12L141 11L142 13L144 12V13H146L145 11H147V13L151 10L152 12H150V14L151 13H153L154 14V12L155 11H157V9L158 10H160L159 8L160 7H162V5H163V7L165 6L164 4H163V2H167L168 0H160V1H158V0H156V1H158L159 3H161V4H159L158 2V5H157V3H155V1L153 2L152 1V4L151 3H149L150 4V7L148 8L147 6H149V4L147 3V2H151V0H138V1H136V0H134L135 2H136V5L135 4H133V0H132V2H129ZM142 1L143 2H145L146 4H148L147 6H146V10L145 9H142L143 7H142V5H144V3H142ZM169 1H171V2H169ZM168 2H169V5H167L166 6V8H168V6L170 7V8H172V10L171 11H175L176 13H177V10L179 9V11L178 12H180V8H181V10H182V8H184V11H183V14H184V12L185 13H187V10L189 9L190 11H188V13H191V15L190 14H188L187 13V15L189 16L190 15V17H188V19H187V24H185V26H186V28H184V29H186V30H184L183 28V30L187 33V35L186 34H184L185 32L184 31H182L181 30V26L180 25H178L177 26V28H175V29H173L175 32H173L174 34H176V36H178V38H179V40H180V42H181V45H180V42L178 43V44H176L175 42H177L178 40V38H175V36H174V34L172 35L171 33H172V30L171 31H169L168 30V28L169 29H171L170 27V25H171V23H168L169 21H164V22H162V21H159V22H155V20H151V22L152 23H156V25L157 26H164L162 23H165V25L166 26H164L163 27V29L165 30V28H166V32L165 31H163V33L165 34H168V31H169V33H170V37H172V36H174L172 39H173V42L176 44V46H177V48L179 47V45L180 46H182V45H185L187 48L186 49H188V51L187 50H185L182 54H184V53H186V55H187V53H188V56H186L185 54V60H187V59H189V60H191V61H196L195 63H189L188 61H186V62H188L189 64L187 65V63L185 62V60H183V59H181V61H184L186 64H184L183 62H181V63H183L185 66L187 65V66H189L188 68H186L185 66H183V65H180L181 63H180V61L179 62H177L181 67L183 66L184 68H180L179 67V65H178V67L180 68L179 70H178V68L176 67V65L174 66L173 65V68L175 69L174 71H172V70H169V72H170V74H168L167 73V75H166V78L164 77H162L163 78V82H166L165 80L167 79V81L169 82V80H170V82H169V87L170 88H166V89H170L171 91L173 90L174 92H171V93H173L175 96H173V98L174 99H177V96L179 95L180 96V90H183L184 91V88L183 89H180V87L181 86H185V84H183V83H185L184 81H186L188 78V80L186 81L187 83L188 82H190L189 84H191V81H190V77L193 75V76H198V78L201 80V81H207V77H208V75L207 74H209L210 73V75H209V79H211L212 81H210L212 84H213V82H215L216 83V81L214 80V78L216 79L217 78V74H219L220 73V71H218V70H221V71H224V70H222L221 69V64L220 63H222V61H224V60H222V59H220L219 57H222V58H224L223 56H221V55H223L224 54V56L227 54V52H229L230 53V51L232 50H230V49H227V50H221L220 51V49H218V47H220L221 48V45L224 43V44H227V42L226 41H224L226 38H228L229 36H233V38H234V40L232 41L233 43L234 42H236L235 43V45H241L242 46V44H244V42H245V37L244 36H246L247 35V33L245 34L244 33V29H246L247 28V31L248 32H252L253 34H254V31L256 32V29L259 27L258 25H259V21L260 20H258V19H260L259 18V14H260V6H261V3L263 2L262 0H246V1H244V3H243V1L241 0H195V2H194V4L192 5V6H189L190 4L188 3L189 1L188 0H176V1H174L173 0V2H175V3H177V5L179 4V5H181L180 4V2L181 1H183V2H185V3H183V2H181V3H183L184 4V6L185 7H188V9L185 11V7H183V4H182V7L180 6V8H176L175 9V7H174V5H173V7H172V5L170 4V3H173L172 2V0H169ZM42 2V1H41ZM138 2H140V3H142V5L139 3L138 4ZM191 2H193V1H191ZM34 3V4H33ZM66 3H69V5L71 6H73L74 7V5L76 6V7H71V8H73L72 10L70 9V6L68 5H66ZM128 3H132V4H129L128 5ZM25 4L27 5H29L28 7H32L33 6V8L31 9L30 8V10H32V12L31 11H29V9H28V7L27 6H25ZM63 4V3H62ZM124 4V3H123ZM155 5L154 7L155 8H151V7H153V6H151V5ZM189 4V5H188ZM1 5H3V4H1ZM15 5V4H14ZM43 4L41 3L39 6H42ZM48 5H50V6H48ZM80 5H81V7H85L86 9H87V7L88 6H90V3H86V2H84L83 0H81V1H79V0H70V1H67L66 0V2H65V6H66V11H68L67 10V7H68V9H70L69 11L73 14V16H71V13L69 14L68 12H67V14H69V15H66V16H68V17H66L65 16V14H64V18H66V20L65 21H63V22H66L67 21V25H68V27L70 26L72 29H76V30H80L81 31V27H79L80 25L79 24H81L80 23V19L83 17V16H81V15H79L80 14V12H76V10H80L81 8H80ZM88 5V6H87ZM177 5H175L176 7H179V5L177 6ZM188 5V6H187ZM4 6V5H3ZM18 6V5H17ZM17 6H15V7H17ZM20 6L21 7H23V9H24V6L26 7L25 9H27V10H25V12H24V10L23 9H21L20 8ZM47 6V7H46ZM52 6V7H53ZM135 6H137V7H135ZM139 6H141V8L139 7ZM145 6V5H144ZM160 6V7H159ZM52 7H50V8H52ZM78 7V8H77ZM124 7V6H123ZM157 7V8H156ZM159 7V8H158ZM162 7V8H163ZM80 8V9H79ZM88 8H90V10H91V8L92 7H88ZM94 8H96L95 6H94ZM135 8V9H134ZM150 9V10H148V9ZM162 8H161V10H162ZM165 7L163 8V10H167L168 12L170 11V9L168 8V9H166ZM191 8H193V9H191ZM38 9V8H37ZM45 9V10H44ZM53 9H55L54 7H53ZM57 9H55L56 11H58L56 14L58 15V14H60V15H62V12H61V10H60V12H59V10H57ZM119 9H120V7H119ZM128 9H129V7H128ZM127 9V10H128ZM137 9L138 10H140V9H142V10H140V11H137ZM175 9V10H174ZM4 10H5V8H4ZM4 10H2V11H4ZM75 10V11H74ZM92 10H93V8H92ZM91 10V11H92ZM153 10H155V11H153ZM163 10H162V12H163ZM48 12V13H45L44 14V12ZM54 13H55V11L54 10H52ZM81 11V13L83 14V13H85L84 15H85V17H86V19L88 18V22H89V15H86V13H89V12H83V10L81 9L80 10ZM88 11V10H87ZM96 11V10H95ZM167 11H165L166 13H167ZM6 12H8V11H6ZM13 12V11H12ZM35 12H37V13H35ZM53 12H52V14H53ZM76 14H75V13ZM119 12V11H118ZM132 12V13H133ZM162 12H160L159 13V15L160 14H162ZM174 12V13H175ZM3 12H1V14H2ZM34 13L37 15H39L41 18H38L36 15H34ZM98 13V12H97ZM141 13V14H142ZM164 13L163 12V14L164 15H166V16H168V14L169 15H171L170 13H172V12H170V13ZM10 14V13H9ZM13 14V13H12ZM28 14V15H27ZM52 14H50V15H52ZM120 14V13H119ZM122 14V13H121ZM135 14V13H134ZM137 14V13H136ZM173 14V13H172ZM192 14H194L193 16H192ZM198 14H200L199 15V17H202V16H204L203 17V19L202 18H198ZM203 14V15H202ZM76 15H77V19H78V23L76 22V24H72L73 26H78V27H73V26H71L70 24H68V22L70 23V21L72 20V19H74V20H77L76 19ZM81 17H79V16ZM92 15V14H91ZM156 15V14H155ZM186 15V14H185ZM13 16H15V15H13ZM53 17L55 16L54 14L52 15ZM51 16V17H52ZM63 16V15H62ZM69 16L71 17V18H69ZM93 16H95V15H93ZM120 16H122V15H120ZM8 17H9V15H8ZM36 17V18H35ZM52 17V18H53ZM57 19L59 18V17H61V16H59V17H57V16H55ZM72 17H74V18H72ZM185 17H187V16H185ZM38 18V19H37ZM51 18V19H52ZM63 18V17H62ZM69 18V19H68ZM92 18V17H91ZM90 18V19H91ZM129 18V17H128ZM127 18V19H128ZM130 18H133V17H130ZM160 18V17H159ZM166 18V17H165ZM61 19V18H60ZM68 19V20H67ZM71 19V20H70ZM93 19V18H92ZM95 19V18H94ZM119 19V18H118ZM120 19H121V17H120ZM182 19H183V17H182ZM59 20V19H58ZM62 20L63 19H61V20H59L60 22H62ZM128 20H130V19H128ZM140 20H142L143 22L141 23V24H139L138 23V21H135L134 23H137L140 27H142L141 29L137 26V25H135V26H137L138 28H139V30L141 31V30H144L143 32L141 31H137V32H139L140 33V35L141 34H143V33H147V31H148V34H146V37L147 38H145V37H143L142 35V37L141 36H139V33H138V35L137 34H135V33H133V30H135V29H133V27L131 26V24L132 25H134L133 23H131L130 24V26L128 25V27H131V30H130V32L131 33H133V34H135L134 36H132L133 38V40H136L137 38L136 37H138L139 36V38L138 39H140V38H142V39H150V38H153L154 40H155V38H156V40H158V41H152V42H154V43H157V42H159L160 40L158 39L159 38V33H162V32H160V30L162 29H159V27L157 28V26H153L154 24H151V23H149L148 22V24L149 25H151V27L150 28H148V27H146V25H147V20L148 21H150V19H140ZM145 20H146V22H145ZM4 21V20H3ZM57 21V20H56ZM55 21V22H56ZM125 21H126V19H125ZM2 21H0V23H1ZM49 22H51V20H49ZM54 22V23H55ZM59 22V23H60ZM72 22H74L73 20H72ZM71 22V23H72ZM82 22V21H81ZM88 22H86V25H88L89 27H91L92 25L90 24H88ZM92 22H94V21H92ZM119 22V21H118ZM124 22V21H123ZM127 22V21H126ZM160 22H161V25H160ZM45 23V24H44ZM51 23H53V22H51ZM143 23H145L144 25H142ZM179 23V22H178ZM178 23H175V24H178ZM183 23V22H182ZM42 24V25H41ZM56 25H57V23H56ZM67 25H66V27H67ZM83 25H84V23H83ZM82 25V26H83ZM86 25H84L85 27L84 28H86L87 26ZM122 25V24H121ZM142 25V26H141ZM208 25V26H207ZM36 26H38V27H36ZM61 26H62V23H61ZM61 26H57V28L59 29V27H61ZM170 26V27H169ZM179 26H180V28H179ZM187 26H189L188 28H187ZM191 26H192V28H191ZM195 26H197V27H199L200 26V29L201 30H203L204 28L203 27H205V29H204V32H201V31H199V32H201V33H199L198 32V34H195L194 32H196V30H197V27H195ZM203 26V27H202ZM261 26V25H260ZM49 27V26H48ZM64 27V26H63ZM66 28L67 30H65V28H64V31L65 32H68V30H69V32H71L72 33V31H74V30H72L71 28ZM121 27V26H120ZM127 27V25H126V27L125 28H128ZM152 27H154L155 29H157V30H155L154 28H152ZM175 27V26H174ZM184 27V26H183ZM193 27H195V28H193ZM37 28V29H36ZM49 28H51V27H49ZM124 28V29H125ZM137 28V29H138ZM144 28V29H143ZM152 28V30H150ZM172 28H173V26H172ZM203 28V29H202ZM244 28V29H243ZM45 29V30H44ZM55 29V28H54ZM57 29V30H58ZM87 29H89V28H87ZM146 29H148L147 31H146ZM178 29V30H177ZM199 28H198V30H200ZM34 30V31H35ZM42 30V29H41ZM47 30V31H46ZM71 30V31H70ZM74 31L75 32V34H73L72 33V35L73 36H76V39H75V37H74V40H76V41H80L79 39V37H81V35H79V34H77L79 31ZM121 30V29H120ZM122 30H123V27H122ZM126 30V29H125ZM150 30V31H149ZM179 30H181L182 31V33H181V31H179ZM189 30H193L192 31V33H190V31ZM224 30V31H223ZM260 30V29H259ZM3 33H2V32ZM37 31V32H38ZM46 31V32H45ZM177 31H179V32H177ZM189 31V32H188ZM41 32V31H40ZM65 32H63L62 31V34L63 35H65V36H60L59 37V35H58V37L59 38H61V41L59 40L58 41V37H56L55 36V39L57 38V41H55V39H54V41H52L51 43H52V45L54 46V48H55V45H57V47L56 48H58V47H60L61 48V46H58V44L60 43V44H65L64 42H66V41H68L70 38V36H71V33H66L65 34ZM77 32V33H76ZM85 32V31H84ZM83 32V33H84ZM124 33H126L125 31H123ZM136 32V33H137ZM150 32L152 33L153 32V34L154 33H156V32H158L156 35H153V37L152 36H150V35H152V34H150ZM184 32V33H183ZM46 33V34H45ZM59 33H61V32H59ZM162 33V34H163ZM178 33V34H177ZM197 33V32H196ZM257 33V32H256ZM34 34H36V35H38L39 34V32L38 33H36V31H35V33ZM68 34V35H67ZM81 34H82V32H81ZM127 34V33H126ZM129 34V33H128ZM150 34V35H149ZM165 34V35H166ZM181 34H182V36H181ZM186 35L185 37H184V35ZM216 34H217V37H219V38H217L216 37ZM257 34H259V33H257ZM41 35V36H42ZM125 35V34H124ZM124 35H122V36H124ZM130 35V34H129ZM158 35V36H157ZM164 35V36H165ZM168 35H166L167 36V38L169 37ZM215 35V38H216V40L217 41H219V42H217V41H215V39H214V37H212V36H214ZM249 35V34H248ZM247 35V36H248ZM40 36V35H39ZM40 36V37H41ZM46 36H44L45 38H46ZM73 36H71V37H73ZM79 36V37H78ZM86 36H87V34H86ZM125 36H127V35H125ZM156 36V37H155ZM166 36H165V40H164V42L165 43H162L161 42V47H165V49L167 48V50L169 51L171 48V46H172V44L170 45V41L172 42V40H170L169 41V39H167L166 38ZM249 36H251V35H249ZM248 36V37H249ZM36 37V36H35ZM39 37V38H40ZM64 37H67V38H69V39H66V38H64ZM130 37V36H129ZM158 37V38H157ZM182 37V39H183V41L186 39H189V40H191V41H194V43H197V44H200V46H202L203 48H201L199 45V47L201 48V50L200 49H197V52H198V54H197V52L195 51H193L192 49H195V47H196V45H195V47L194 48H192L193 46H194V44L192 43V45H189V47L190 46H192V47H190V49L188 48V44H189V40L188 41H186L185 40V42H183V44H182V40L180 39ZM256 37V36H255ZM38 38V36L35 38V40ZM41 38H43V37H41ZM40 38V39H41ZM79 38V39H78ZM83 38V37H82ZM230 38V37H229ZM232 38V39H233ZM245 38V39H244ZM63 39H66V40H64V42H63ZM78 39V40H77ZM177 41H176V40ZM211 39V40H210ZM251 38H249V40H250ZM71 40V39H70ZM70 40L68 41V43L70 44V45H68L67 44V47L68 46H72V44L70 43ZM127 40H129V41H127ZM132 40V41H133ZM141 40V39H140ZM152 39H150V41H151ZM222 40L224 41V42H222ZM243 40H244V42H243ZM264 40V39H263ZM37 41H38V39H37ZM43 41V40H42ZM41 41V42H42ZM50 41V40H49ZM75 41V42H76ZM126 41L127 42H131V40L130 39H128V38H126ZM215 41V42H214ZM39 43H40V41H38ZM44 42V41H43ZM53 42H54V44H53ZM58 42V43H57ZM77 42V44L78 45H80L79 43ZM81 42H83V44L85 43L83 40H81ZM152 42H149L148 43V45H147V49L145 48V50H143L144 48L143 47H141V48H143V49H141L142 51H146V50H148L149 48H150V43H152ZM222 44H221V43ZM242 43V44H238V43ZM252 42V41H251ZM255 42V41H254ZM51 43H50V47H51ZM67 43V42H66ZM173 43V44H174ZM202 43L204 44H207V46H208V44H210L211 46H217L216 48L214 47H211V46H208L209 47V49H211V51L210 50H208V51H210V54L212 55H216V56H213L215 59L218 57L219 59H217L216 61L214 60V58H213V60H211V62L209 61L210 59H208L207 60V58L206 57H204L206 54H209L208 52L206 53V54H204L203 53V51H205V47H204V45H202ZM246 43V42H245ZM25 44V46H26V49H24L25 50V52L24 53H21V51H19L18 49V47L19 46H21V45H24ZM59 44V45H60ZM88 43L86 42L85 44H84V46L86 47V45H87ZM127 44V43H126ZM166 44V45H165ZM175 44L172 46V50H171V53H174V52H172V51H175ZM220 44V45H219ZM223 44V45H224ZM231 44V43H230ZM229 43L227 44L228 46L230 45ZM247 45H243L242 47H244V48H246V50H249V51H247V53L249 52L250 53V49H251V46H252V43H249V42H247L246 43ZM249 44L251 45V46H249ZM40 45V47L42 46L43 47V45H41V44H39ZM46 45V44H45ZM78 45H76L77 46V49H79L78 51H77V49L75 48V51H77L78 53H80L81 55L83 54V50H82V48H81V46H82V44L80 45V47L78 46ZM123 45V44H122ZM168 45H170V47L168 46ZM219 45V46H218ZM222 45V49H225V47ZM48 46V48H49V44L47 45ZM52 46V47H53ZM90 46V44L89 45H87V47L85 48L86 50H88L87 48ZM118 46V45H117ZM153 46V48H154V46L156 47V45H152ZM196 47V48H199V47ZM206 46V45H205ZM235 47L236 49H238L239 50V52L241 53V50L242 49H244V48H240V47ZM248 46H249V48H248ZM254 46V45H253ZM28 47V48H27ZM39 47V48H40ZM52 47H51V50H52ZM66 46L64 47V46H62V48H64V50H66V48H67ZM158 47V46H157ZM170 49H169V48ZM208 47H206V51H207V49H208ZM231 47H233V45H231ZM29 48H30V50L33 52V55H32V52L30 53V50H29ZM61 48V49H62ZM69 49H70V47H68ZM137 48V47H136ZM132 48L130 51H129V49L128 48H126V49H124V50H126V52L125 53H127V52H129L128 54H130L131 56H132V59L133 58H136V61H138L137 59H140V57L142 56L143 57V55L145 54V56H146V58L148 57V55H149V57L146 59L147 60V62L148 63H146V62H139V63H141V65H142V68H141V65H139V63H138V68H136V70L137 69H140V70H142V69H146V68H148V67H151V62H154L153 60V56H151V55H154V53H153V51L151 50H148V51H150L151 52V54H150V52H148V51H146V53L145 52H142L139 48ZM182 48V47H181ZM185 48V47H184ZM234 48V47H233ZM240 48V49H239ZM15 49V50H14ZM40 49H43V48H40ZM47 49V48H46ZM61 49H60V51H61ZM68 49V50H69ZM71 49L72 50H70L71 52L73 51V48L71 47ZM133 49L135 50L136 49V53H139V52H142V54L140 53V55L141 56H139L138 55V57H136V56H133L131 53H133L134 54V51H133ZM152 49V48H151ZM164 48H163V50H164V52L165 53H167V54H169V52H166V50H165ZM204 49V50H203ZM235 49V50H236ZM44 50V49H43ZM49 50V49H48ZM48 50H46L47 51V53H48ZM59 51V49H55V51ZM81 50L83 51V52H81ZM85 50V51H86ZM110 50V49H109ZM155 50V49H154ZM162 49H161V51H159V52H156V50H155V55L154 56H157L158 54L157 53H159L160 54V56L162 55V51H163ZM218 50L222 53V52H225V53H223V54H221L220 55V52H218ZM246 50H243L245 53L242 55V57H244L245 56V58H247V56L249 55V54H247V55H245L246 54ZM42 50H40V52H41ZM45 51V52H46ZM57 52V55H60L61 56V59L63 58V54L64 53H61V52H63V50L61 51V52ZM70 51H65V52H67V53H69ZM75 51H73L74 53H76L77 54V52H75ZM80 51V52H79ZM138 51V52H137ZM187 51V52H186ZM205 51V52H206ZM227 51V52H226ZM237 51V50H236ZM72 52V54H74ZM117 52V51H116ZM120 52H123V51H120ZM123 52V53H124ZM163 52V53H164ZM193 52V53H192ZM212 52V53H211ZM10 53V54H9ZM51 53V52H50ZM52 53H53V51H52ZM108 53V52H107ZM164 53V55H166L165 56V58L167 59V58H170L169 56L167 57V54H165ZM189 53H191L192 54V56L196 59H194L193 60V57L191 58V54H189ZM203 53V54H202ZM237 53V52H236ZM9 54V55H8ZM31 54V55H30ZM42 54H45L44 52H42ZM71 53H70V55H66L67 56V58H69V61H70V58L73 56ZM181 54V55H182ZM202 54V55H201ZM232 55H234V57L236 56L237 57V54H235V53H231ZM49 55V54H48ZM78 55V54H77ZM130 55H129V57L128 58H130ZM164 55H162V56H164ZM174 55V54H173ZM210 55V56H211ZM218 55H220V56H218ZM228 55V54H227ZM230 55V54H229ZM229 55L228 56H226L227 57V59H230L231 58V56L229 57ZM241 55V54H240ZM15 56V55H14ZM41 56V55H40ZM45 56V55H44ZM51 56V55H50ZM50 56H47V58L46 59H48V60H50L51 62H53V63H55L56 62V59H57V57L53 54L52 56L54 57H50ZM64 56H65V54H64ZM70 56V57H69ZM74 56H75V54H74ZM124 57H125V55H123ZM196 56H197V58H196ZM200 56V57H199ZM207 56V55H206ZM209 55H208V58L210 57ZM13 57V55H11V58ZM31 57V58H30ZM33 57V58H32ZM77 56H75V57H72L71 58V60L73 59V58H75V59H78V57L76 58ZM80 57V56H79ZM81 57H83L84 58V56L82 55ZM123 57V58H124ZM142 57H141V59H142ZM158 57V56H157ZM199 57V58H198ZM212 57V56H211ZM229 57V58H228ZM242 57H241V59H242ZM1 58V57H0ZM50 58V59H49ZM52 58L54 59V61H52ZM86 58V57H85ZM116 59L118 58L117 57V55H116V57H115ZM114 58V59H115ZM126 58V57H125ZM155 58V57H154ZM163 58V57H162ZM239 57H237V60H239L238 59ZM10 59V58H9ZM27 59V58H26ZM26 59H20V61H22V62H24V60H26ZM42 59V58H41ZM82 59V58H81ZM131 59V58H130ZM129 59V60H130ZM143 59H145V58H143ZM148 59H150L149 61H148ZM197 59H199L202 63H199L198 61H197ZM204 59H206V60H204ZM224 59H226V58H224ZM226 59V60H227ZM244 59V58H243ZM3 60V59H2ZM1 60V61H2ZM65 60H68V59H65ZM83 60V59H82ZM152 60V61H151ZM237 60H235L236 62H237ZM14 61H15V59H14ZM50 61H48V63L50 62ZM61 61V60H60ZM59 61V62H60ZM63 61H64V58H63ZM77 61V60H76ZM117 61V60H116ZM130 61H132L133 62V60H130ZM190 61V62H191ZM204 61H206V63L204 62ZM209 63H208V62ZM213 61V62H212ZM229 60H227V66H229V67H231V69H233V71H234V68L231 66V64H229V63H231L230 61L228 62ZM231 61H233L234 62V60H231ZM240 61V60H239ZM243 61V60H242ZM242 61H240L239 63L237 62V64L239 65ZM245 61V60H244ZM38 62V64L37 65H39V63H42L43 61H41L40 60V62L39 61H37ZM58 62V61H57ZM55 63L56 65V67H57V69H58V67L59 66H61V63ZM62 62V61H61ZM66 62H68V61H65V63L63 62V65L64 64H66ZM70 62H72L70 65H72V66H69V67H67L68 69L70 68V67H73V63H74V61L72 60V61H70ZM132 62H131V64H132ZM226 62V61H225ZM3 63V62H2ZM29 64H30V62H28ZM48 63H42V64H44V67H47V64ZM69 63V62H68ZM77 63V62H76ZM75 63V64H76ZM83 63V62H82ZM119 63V62H118ZM123 63H125L124 62V60H123ZM134 63H135V61H134ZM143 63V64H142ZM242 63H244V62H242ZM41 64V65H42ZM137 64V63H136ZM136 64H132V65H135L136 66ZM151 64V65H150ZM0 65H2V64H0ZM15 65V64H14ZM46 65V66H45ZM84 65V64H83ZM122 65V64H121ZM126 65H128V64H126ZM143 65H144V68H143ZM223 65V64H222ZM236 65V64H235ZM3 66H4V64H3ZM20 66V65H19ZM48 66H50V65H48ZM52 66V65H51ZM54 66V67H55ZM67 66V65H66ZM77 66H80V65H78L77 64ZM76 66V70H77V72L79 71V70H81L79 67H77ZM124 66V65H123ZM147 66V67H146ZM241 64L238 66L241 70H242V68H243V66H241ZM35 67H37V66H35ZM34 67V68H35ZM39 67V66H38ZM37 67V68H38ZM62 67H64L65 68V66H62ZM80 67H82V64H81V66ZM115 67H116V69H117V67H118V64H117V66L115 65ZM114 67V68H115ZM129 67H131V66H129ZM177 68V71H178V73L176 72V68ZM40 68H41V66H40ZM51 68V67H50ZM64 68H63V70H64ZM74 68V67H73ZM83 68V67H82ZM125 68H126V66H125ZM124 68V69H125ZM131 68H133V67H131ZM172 68V67H171ZM188 70V72L186 71V73L187 74H190V77L185 73V71H183V72H181V69L182 70H186V69ZM228 67H225V71L227 72V70H229V69H227ZM41 69H44L43 68V65H42V68ZM49 68L47 67V70H48ZM57 69L55 68V72L57 71ZM119 69V68H118ZM118 69H117V71H118ZM122 69V68H121ZM124 69H122L124 72H125V70ZM127 69V68H126ZM135 69V68H134ZM133 69V70H134ZM145 69H144V71H145ZM150 69V68H149ZM230 69V70H231ZM21 70V69H20ZM59 72H60V67H59ZM66 70V69H65ZM120 70V69H119ZM128 70V69H127ZM132 70V71H133ZM147 70V69H146ZM168 70V69H167ZM229 70V71H230ZM54 71V70H53ZM82 71V70H81ZM114 71V70H113ZM116 71V72H117ZM143 71V70H142ZM190 71V72H189ZM235 71H236V73L238 72L237 71V69H235ZM234 71V72H235ZM15 72V71H14ZM17 72V71H16ZM51 72V71H50ZM58 71H57V73H59ZM66 72H69V71H66ZM120 72H122V71H120ZM135 72V71H134ZM172 72V73H171ZM203 72H205L206 73V75L204 76V73ZM213 72L214 73H217L216 75L215 74H213ZM232 71H230V73H231ZM62 72H60L59 74H61ZM75 73V72H74ZM82 73V72H81ZM113 73V72H112ZM132 73L133 72H130V73H126L127 75L128 74H131L132 75ZM164 74L166 73V72H163ZM183 73H185V74H183ZM199 73H201V74H203V75H201V74H199ZM213 75H212V74ZM230 73L228 72V74L230 75ZM235 73V74H236ZM42 74V73H41ZM55 74V73H54ZM78 74H80L79 72H78ZM125 74V76L124 77H126L127 75ZM171 74H174L175 75V77H174V75H172L171 76ZM180 74V75H179ZM197 74V75H196ZM199 74V75H198ZM225 74H227V73H225ZM227 74V75H228ZM62 75V74H61ZM119 75V74H118ZM134 75V74H133ZM136 75V74H135ZM169 75H170V77L173 79V80H171L170 79V77H169ZM181 76L182 75V77H179V76ZM188 76V77H186V78H184V76ZM215 75V76H214ZM220 75V74H219ZM222 75V74H221ZM228 75V76H229ZM233 75V74H232ZM57 76H59V75H57ZM63 76V75H62ZM116 76V75H115ZM152 76V75H151ZM191 77V79L192 78H194V77ZM202 76V77H204L203 79H202V77L200 78V77ZM237 76V75H236ZM117 78H119L120 76H116ZM130 77V76H129ZM136 76H134V78H135ZM153 77V76H152ZM168 77V78H167ZM227 77V76H226ZM232 77V76H231ZM131 78V77H130ZM133 78V79H134ZM184 79V81L183 80H181V81H183V82H181L179 79ZM197 77H195L194 79V83L192 82V85H193V87L196 89L197 88V91H196V93L198 92V91H200V90H198V88L200 89V88H202V87H200V86H198V85H201V81H200V83L199 82H197V79H198ZM213 78V79H212ZM229 78V77H228ZM74 79V78H73ZM169 79V80H168ZM119 80V79H118ZM122 80L124 81V78L122 77ZM193 80V79H192ZM232 80V79H231ZM130 81V80H129ZM171 81H173V82H171ZM175 81V82H174ZM199 81V80H198ZM202 82V83H204V87L205 88H207V90L208 89H210L209 87H211L210 85H211V83L210 82ZM118 82H121L120 80L118 81ZM132 82H133V80H132ZM232 82H234V81H232ZM172 83H176L177 84V87L180 85V83L182 84L180 87H176V84H172ZM148 84V83H147ZM164 85L163 86H166L165 85V83H163ZM166 84H167V82H166ZM208 86H207V85ZM217 84V83H216ZM233 84V83H232ZM168 85H167V87H168ZM173 85V86H172ZM187 85V84H186ZM206 85V86H205ZM214 85V84H213ZM212 85V86H213ZM139 86H141L142 88H147L148 86L147 85H145V87H143L142 85H139ZM177 88V89H179V90H177L175 87ZM188 86H191V85H188ZM187 86V87H188ZM215 86V85H214ZM192 87V86H191ZM145 88V89H146ZM164 88V87H163ZM164 88V89H165ZM173 88V89H172ZM174 88L176 89V90H174ZM186 88V87H185ZM163 89V90H164ZM203 89V88H202ZM141 90V89H140ZM148 90V89H147ZM264 90V89H263ZM177 93H176V92ZM204 91V90H203ZM141 92H144V91H142L141 90ZM147 91L145 90V92L144 93H146ZM194 92H195V90H194ZM201 92V91H200ZM208 92H210V91H208ZM212 92V91H211ZM159 93V92H158ZM170 93V94H171ZM182 93V92H181ZM163 94H166V92H162V94L161 95H163ZM168 94V93H167ZM166 94V95H167ZM169 94V95H170ZM185 94H186V92H185ZM199 94V93H198ZM263 94V93H262ZM150 95V94H149ZM153 95H155V94H153ZM153 95H150V96H153ZM202 95V94H201ZM201 95L200 96H198L197 94H196V97H195V100H196V102L198 101L197 99L199 98V99H201V102H200V100L198 101V102H200V104L202 103V98H200L201 97ZM204 95V94H203ZM208 96H209V93H208ZM147 97V96H146ZM154 97V96H153ZM156 98H158L157 96H155ZM153 98L154 100H156V101H158V100H160V98L161 97H159L158 98V100L156 99V98ZM167 98H171L170 96L168 97V96H166ZM188 97V96H187ZM148 98V97H147ZM146 98V99H147ZM164 98V97H163ZM162 98V99H163ZM173 98H171V99H173ZM180 98H181V96H180ZM206 98H207V96H206ZM152 99V100H153ZM173 99V102L175 101ZM149 100H150V98H149ZM148 100V101H149ZM170 100V99H169ZM180 100V99H179ZM178 100V101H179ZM192 100V99H191ZM194 100V101H195ZM206 100V99H205ZM162 101V100H161ZM180 101H183L182 103H184L185 104V99L184 100H180ZM193 101V100H192ZM193 101V102H194ZM204 102V101H203ZM261 102L263 103L262 105H261V109L259 110V115H258V129H257V133H255L256 135H259L260 134V137L259 138H261L260 139V141H262V142H264V96L262 97V99H261ZM188 103V104H187ZM181 104V103H180ZM186 104L188 105V106H190L189 104H191L192 105V103L191 102H187L186 101ZM185 104V105H186ZM199 104V103H198ZM199 104V105H200ZM202 104H206L205 102L204 103H202ZM179 102H177V104H176V106H175V108H177V109H175V108H173V109H175L177 112H178V110L179 111H181L183 108H180L179 106ZM182 105V107H183V104H181ZM196 104H194V105H192L191 107H189L190 108V110L195 106ZM199 105H197L198 107H199ZM151 106H153V104L151 105ZM187 106V107H188ZM202 106V105H201ZM154 107H155V105H154ZM174 107V106H173ZM196 107V106H195ZM195 107H194V109H195ZM203 107H205L204 105H203ZM156 108V107H155ZM197 108V107H196ZM199 109V110H198ZM198 109H195L196 111L198 110V113L200 114V110H202V108L200 109V108H198ZM221 109V108H220ZM174 110V111H175ZM195 110H192V111H195ZM206 110H207V108H206ZM223 110V115L224 114H226L225 112H224V109H222ZM200 111V112H199ZM221 112V110H215L214 111V113H213V116H212V121L214 122H212V123H210V125H212L213 126V128H215L216 130H217V128H216V125H215V123H216V121L217 122H220L221 121V119H219V116L220 115H222V112H221V114H220V112ZM172 112V111H171ZM170 112V113H171ZM203 112V111H202ZM169 113V112H168ZM174 113V112H173ZM176 113V112H175ZM183 113V114H182ZM185 113H187L188 114V117L186 116L185 117ZM184 113V111L182 110V112H181V114H180V112H178V114L179 115H181V119L179 120V121H183V119L184 120H186L187 122H193V121H189V119H191V117L193 116V117H195V115H191V114H189L188 112H185ZM177 114V113H176ZM194 114H195V112H194ZM197 114V113H196ZM171 115V114H170ZM182 115H184V116H182ZM222 115V116H223ZM227 115V114H226ZM225 115V116H226ZM167 116V115H166ZM174 116V115H173ZM207 116V115H206ZM185 117V118H184ZM221 117V116H220ZM186 118H189V119H186ZM224 118V117H223ZM3 119V118H2ZM173 119V118H172ZM227 119H229V117L227 116ZM5 120V119H4ZM177 120V119H176ZM257 120H256V122H257ZM31 121H33V120H31ZM194 121H195V118H194ZM227 121H229L230 122V120H227ZM10 122V121H9ZM175 122V121H174ZM185 122V121H184ZM197 122V121H196ZM210 122V121H209ZM223 122V121H222ZM1 123H7L8 124V121H1ZM0 123V124H1ZM11 123V122H10ZM26 123H28V122H26ZM6 124V125H7ZM12 125H14V127H10L11 128V130L13 129V131H11L10 129H8L9 127H8V125H7V127H6V129L8 130V132L9 131H11V132H13V133H15L14 131L16 130V128L18 129V127L16 126L15 127V123H11ZM192 124V123H191ZM220 124H221V122H220ZM225 125L227 124V122L225 121V123H224ZM223 124V125H224ZM1 125H3V124H1ZM5 125V126H6ZM18 125V124H17ZM23 126H25L24 124H22ZM30 125H32L31 123H30ZM30 125H28V126H30ZM219 125V123L217 124V126ZM224 125V126H225ZM28 126L26 125V127L28 128ZM220 126V125H219ZM223 126V127H224ZM256 126V125H255ZM30 127H32L33 128V125L32 126H30ZM29 127V128H30ZM60 127V126H59ZM207 129H209V130H214V129H210L211 127H209L208 126V121H207ZM220 127H222V126H220ZM1 128V127H0ZM38 128V127H37ZM56 129H57V127H55ZM62 128V127H61ZM61 128L60 129H58V130H60V133L63 131V129L61 130ZM65 128V127H64ZM89 128V127H88ZM2 129V128H1ZM0 129V130H1ZM4 129H5V127H4ZM6 129L4 130V132L6 131ZM15 129V130H14ZM43 129V128H42ZM45 129V128H44ZM81 129V128H80ZM79 129V130H80ZM86 131L85 132H87V134L89 133L88 131L89 130H92V129H87V126H86ZM220 129V128H219ZM218 129V130H219ZM226 129H229V128H225L224 127V130L226 131ZM26 130H28V129H26ZM38 130H40L39 128H38ZM38 130H37V132H38ZM67 130V129H66ZM215 130V131H216ZM253 130H256L255 128L253 129ZM252 130V131H253ZM32 131V130H31ZM34 131V130H33ZM41 131V130H40ZM45 131H47V129L45 130ZM48 131H50L49 129H48ZM48 131L46 132L47 134H48V136H46V138H44V139H46V141H47V143H51L52 144V142L53 141H55L54 139L55 138H58V139H60V138H65V136H68V135H65V136H63L62 134H61V136H60V134L59 135H56V136H60V137H55V138H52V137H49V135H51V133H48ZM70 131H72V133H74L73 132V130H70ZM75 131V130H74ZM96 131V130H95ZM7 132V131H6ZM7 132V133H8ZM10 132V134L11 135H14V134H12ZM16 132H18V130L16 131ZM43 134H40L39 135V140L41 139H43L42 138V136H45L44 134H45V132L42 130L41 131ZM56 130H55V134H56ZM65 132H67V131H65ZM77 132V131H76ZM80 132V131H79ZM79 132H78V136L79 135H81V134H79ZM92 132V131H91ZM1 133H3V131L1 132ZM1 133H0V136H1ZM7 133H3L4 135H3V137H5V138H3L2 136V138H3V140H4V142L6 141V137H7V139L9 138V140H11L12 139V137L13 138H15V142H14V140L12 141L13 143V145H15V144H17L18 145V147H19V144H18V141H19V143H20V140H18V138H16V136L17 137H19L18 135H16V133H15V136H12L11 138L10 137H8V136H10L9 134H7ZM228 133V132H227ZM250 133V132H249ZM248 133V134H249ZM253 133V132H252ZM251 133V134H252ZM6 134L8 135V136H6ZM18 134V133H17ZM25 134H27V132L25 133ZM58 134V133H57ZM65 134V133H64ZM69 134V133H68ZM83 134V133H82ZM86 134V133H85ZM85 134H83V135H85ZM86 134V135H87ZM97 134H99V133H97ZM214 134H217V133H214ZM213 134V135H214ZM219 134V133H218ZM217 134V135H218ZM255 134H254V136H255ZM70 135V134H69ZM74 135H75V133H74ZM92 135H93V133H92ZM92 135H87V136H85L86 138H87V140H85L86 141V144H88L89 143V145H88V149H86V150H88V154L87 155H89V156H91V155H94V154H89V153H91L90 151L92 150V149H94V148H92V146L94 145V143H95V148L96 149H94L95 151H97L98 153H101V151H102V149H101V147L97 144L100 140L99 139H91V136ZM27 136V135H26ZM32 136V135H31ZM35 136H38V135H36L35 134ZM40 136H41V138H40ZM52 136V135H51ZM220 136V135H219ZM30 137V136H29ZM80 137V136H79ZM21 138V137H20ZM31 138V137H30ZM30 138H27V139H30ZM36 138V137H35ZM67 138H71V136L70 137H67ZM81 139H83V137H82V135H81V137H80ZM101 138V137H100ZM208 138V137H207ZM211 138V137H210ZM212 138H215V137H212ZM211 138V139H212ZM1 139V138H0ZM16 139H17V141H16ZM44 139H43V141H44ZM57 139V140H58ZM222 139V138H221ZM248 139V138H247ZM33 140H36V139H33ZM33 140H30V141H32L33 142ZM38 140V141H39ZM40 140V145H42V144H44L45 142H42ZM52 142H51V141ZM61 140V139H60ZM60 140H58V141H56L57 143L58 142H60ZM68 141H71V139H67ZM66 140V141H67ZM80 140V139H79ZM89 140V141H88ZM91 140H93L94 141V143L91 141ZM97 140V141H96ZM214 140V139H213ZM220 140V139H219ZM258 140V139H257ZM30 141H27V142H30ZM17 142V143H16ZM37 142V141H36ZM61 142H63L64 143V139H62L61 140ZM73 141H71L70 143H72ZM77 142H78V140H77ZM81 142H83V140L81 141ZM80 141H79V143H81ZM88 142V143H87ZM101 142V141H100ZM247 142V141H246ZM6 143H8L7 144V146L8 145H10V142H7L6 141ZM5 143V144H6ZM38 143V142H37ZM38 143V144H39ZM46 143V144H47ZM55 144L56 145V147H58L57 145L58 144ZM66 143V142H65ZM67 143H69V142H67ZM69 143V144H70ZM78 143V144H79ZM92 143V144H91ZM102 143V142H101ZM30 144H35V141H34V143H31L30 142ZM11 146V147H17V145L16 146ZM20 145H21V143H20ZM65 145V144H64ZM68 145V144H67ZM67 145H65V152L64 151H61V150H58L57 149V151H61V152H64L65 153V155H67L66 153V151L68 150V149H72V148H70L69 147V145L67 146ZM103 145V144H102ZM9 146V149L10 150H12L13 148H11ZM31 146V148L32 149H36V148H39V150H42V148H40L39 146H37V145H35V146H37V147H35L34 145H30ZM72 146V145H71ZM79 146H80V144H79ZM84 146H86V145H83V147ZM104 146V145H103ZM102 146V147H103ZM221 146V145H220ZM21 147V146H20ZM19 147V148H20ZM34 147V148H33ZM42 147V146H41ZM81 147H82V145H81ZM87 147V146H86ZM100 147V148H99ZM110 147H112V146H110ZM109 147V149H111ZM1 148V147H0ZM18 148V149H19ZM51 148V147H50ZM92 148V149H91ZM105 148V147H104ZM3 149V148H2ZM9 149L7 150V151H9ZM17 149V152L19 151V150H21V149H19L18 150ZM35 149H34V151H35ZM43 149H44V147H43ZM85 149V148H84ZM84 149L83 150H81V153H82V151H84ZM98 149H99V151H98ZM106 149H108V148H106ZM115 149V148H114ZM117 149V148H116ZM93 150V151H94ZM111 150H113V149H111ZM110 150V151H111ZM4 151V150H3ZM23 151V150H22ZM43 152L45 151V150H42ZM56 151V150H55ZM53 149L52 150H50V155L48 154H46L50 159H54V160H52V162H50L49 161V164H47V163H45V166H47V167H49V166H51V167H49V168H47V169H50L53 173H51L50 171H48V174H47V170H46V168H44L43 167V169L44 170H46V171H44L45 173H43V175H44V178H42L41 180H42V182H45V184H47V183H53L54 185H53V187H56L57 189L56 190H58V191H66V194L68 193V191L67 190H65L64 189V186H66V185H64V186H62L60 183H62L63 182V180L64 179H62V178H66L67 176H65V177H63L64 176V171H62V172H60V170H61V168L59 167V166H62L61 165V163L59 162V156H60V154L59 153H56ZM68 151H71V150H68ZM79 152H80V149L78 150ZM92 151V152H93ZM115 153L117 152L116 150H113ZM112 151V152H113ZM10 152V151H9ZM17 152H12V153H15L14 155L15 156H12L13 154L11 153V156L10 157H13L14 159L12 160V158H11V160H12V162L13 161H17V163H19V161H21L22 159H21V157H22V153H21V151H19L20 153L19 154H17ZM31 152H33V151H31ZM109 152V151H108ZM112 152H111V154H112ZM113 152V154H115ZM47 153V152H46ZM64 153H61V154H64ZM118 153V152H117ZM5 154H6V151H5ZM24 154V153H23ZM26 154V153H25ZM30 153L28 152V155H29ZM43 154H45V153H42V156H45V155H43ZM85 154V153H84ZM84 154H82V155H84ZM110 154V153H109ZM108 154V155H109ZM113 154H112V156H111V158H112V162H113V164L114 165H118L119 164V160L120 161H122L123 159H121L122 158V156H120V154H119V156L121 157H117L118 156V154L116 155V156H113ZM10 155V154H9ZM21 155V157H18V156H20ZM33 155H34V153H33ZM32 155V156H33ZM59 155V156H58ZM64 155V156H65ZM72 155V154H71ZM78 155V154H77ZM79 155H81V154H79ZM87 155H85V157L87 158L88 156ZM95 155H97V154H95ZM101 155V157H102V154H100ZM99 155V156H100ZM123 155V154H122ZM16 156H17V158H16ZM31 156V157H32ZM37 156H39V155H36L34 158H36L35 159V161L37 160V159H39L38 161V167L41 165V168L40 169H42V165L44 166V164H42L43 162L41 161V160H43L44 161V157H41V158H39V157H37ZM27 157V156H26ZM25 157V158H26ZM72 157L73 156H71V159H72ZM97 157H98V155H97ZM113 157H115V158H113ZM123 157H125V156H123ZM6 158V157H5ZM15 158L16 159H18V158H20V160L18 159V160H15ZM68 158H70L69 157V155H68ZM67 158V159H68ZM78 158V161L80 160V157L78 156L77 157ZM100 158V157H99ZM103 158V157H102ZM102 158H100V160H102ZM30 159H33V157L32 158H30ZM41 159V160H40ZM83 159H85V158H83ZM115 159V160H114ZM2 160V159H1ZM0 160V162H2V161H4V160H2L1 161ZM6 161H7V159H5ZM10 160V161H11ZM26 160V159H25ZM69 161H70V159H68ZM34 161V160H33ZM34 161V162H35ZM54 161V162H53ZM67 161V160H66ZM94 161V162H93ZM96 161V162H95ZM133 161H135V162H133V163H135V164H132V165H134L135 167H136V169H138V168H140L141 166H142V163H140L141 164V166H140V164L138 163V165H137V163H136V160H133ZM139 161V160H138ZM137 161V162H138ZM260 161H262V160H260ZM8 162V161H7ZM5 163V164H8V163ZM12 162H10V163H12ZM73 162V161H72ZM86 162V161H85ZM91 163H93V164H96L95 165V170L96 169H101V165H103V162H101L100 163V161H99V159L97 158V159H95V160H92V161H90ZM3 163V162H2ZM17 163H14V164H16L17 165ZM26 163H28V162H26ZM81 163H82V160H81ZM98 163V164H97ZM111 163V162H110ZM36 164V165H37ZM47 164V165H46ZM63 164H65V163H63ZM83 164V163H82ZM87 164V163H86ZM4 165V164H3ZM9 165V164H8ZM8 165H6V166H8ZM19 165H21V166H23L22 165V163H20ZM28 165V164H27ZM89 165H90V163H89ZM114 165H113V167H114ZM11 166V164L9 165V167ZM30 166V167H29ZM29 166H28V168H34V169H36L35 168V166L34 167H31L32 165L31 164H29ZM91 166V165H90ZM107 167H109L108 166V164L106 165ZM137 166H139V167H137ZM12 167H13V165H12ZM17 167V166H16ZM26 167V166H25ZM24 167V168H25ZM85 167V166H84ZM96 167H99V168H96ZM106 167V169H101V171H100V169L98 170L99 172L98 173H101V172H103L104 174H103V176H105V177H103V178H107L109 175H110V172H108L109 170H108V168ZM127 167V166H126ZM159 167V166H158ZM1 168V167H0ZM17 168H19V167H17ZM22 168V167H21ZM27 168V169H28ZM57 168V169H56ZM58 168H59V170H58ZM103 168V167H102ZM157 168V167H156ZM26 169V168H25ZM69 169V168H68ZM67 168H66V170H68ZM117 169V168H116ZM160 170L161 168H157V170ZM162 169H164V168H162ZM5 170V169H4ZM9 170H11V169H9ZM14 170V169H13ZM12 170V171H13ZM58 170V171H57ZM63 170V169H62ZM90 170V169H89ZM92 170V169H91ZM112 170H114V168H112ZM124 170H126V168L125 167H123V171ZM139 170V172H141L142 171V169L140 168V169H138ZM155 170V169H154ZM156 170V171H157ZM168 169H166V170H164V171H161L159 174L161 175V176H163V179H164V177L165 176H171L172 178H173V174L172 175H164V174H166L165 173V171H167ZM17 171V170H16ZM21 171V169L19 168L18 169V171H17V173L15 172V174H19V175H24L23 173H18V172H20ZM26 171V170H25ZM25 171L23 170V172L25 173ZM29 171H31V170H29ZM54 171L56 172V175L54 174ZM119 171L120 172H122V170L121 169H119ZM133 171H135L134 170V167H133ZM144 171H145V169H144ZM170 171V170H169ZM6 172V171H5ZM9 171H7L6 173H8ZM14 172V171H13ZM50 172V173H49ZM61 173L60 175H58V173ZM86 172H87V170H86ZM114 172V171H113ZM120 172H118V173H120ZM136 172H138V171H135V172H133L134 174L136 173ZM146 172V171H145ZM155 172V171H154ZM154 172H153V176H154ZM162 172H164V174H161ZM171 173H174L173 171H170ZM3 173H4V171H3ZM40 173V172H39ZM62 173H63V175H62ZM72 173V172H71ZM97 173V174H98ZM115 173V172H114ZM26 174H27V172H26ZM112 174V173H111ZM116 174V173H115ZM139 175V176H136V175ZM137 174H135L134 175V179L132 180V181H134L136 178L138 179V178H140L141 176H142V174L140 175V173H137ZM145 174V173H144ZM144 174H143V176H144ZM8 175H10V172H9V174ZM35 175V174H34ZM41 176H42V174H40ZM54 175V176H53ZM57 175L60 177L61 175V178L60 179H62V181L59 183V179H56L57 178ZM66 175H68V174H66ZM71 175V174H70ZM114 175V174H113ZM155 175H157V174H155ZM11 176V175H10ZM17 176V175H16ZM13 177V178H17V177ZM36 176V175H35ZM38 176H39V174H38ZM41 176L39 177V178H41ZM111 176V175H110ZM180 176V175H179ZM24 177H30L29 175H27V176H24ZM24 177H18L19 179H21V180H23L24 179ZM43 177V176H42ZM55 177V178H54ZM93 177V176H92ZM181 178V180L180 179H178V178H174L175 180L177 179L179 182H180V187L182 186V184L181 183H183L182 181H184V182H186L187 180L185 179L186 178V176L184 177V176H180ZM184 179H183V178ZM36 178V177H35ZM143 178V177H142ZM9 179V178H8ZM29 179V178H28ZM27 179V180H28ZM89 178H88V176H87V179L86 180H88ZM136 179V181H138ZM183 179V180H182ZM11 180V179H10ZM9 180V181H10ZM26 180V179H25ZM30 180L31 181H33L31 178L28 180L29 182H30ZM56 180V181H55ZM72 180H77V178H72ZM85 180V181H86ZM90 181H94L93 179H89ZM106 180V179H105ZM186 180V181H185ZM8 181V182H9ZM38 181V180H37ZM78 181V180H77ZM77 181H75L74 183H71V186H72V184H75V185H77L76 184V182ZM96 181V180H95ZM106 181H108V180H106ZM131 181V182H132ZM135 181V184L133 183V184H131V186L130 187H133L134 185H137V182ZM140 181V180H139ZM154 181V180H153ZM152 181V182H153ZM156 181V180H155ZM158 181V180H157ZM156 181V182H157ZM24 182V181H23ZM34 182V181H33ZM41 182V183H42ZM70 182H73V181H71L70 180ZM109 182V181H108ZM107 182V183H108ZM113 182V181H112ZM112 182H110V183H112ZM158 182H160V181H158ZM178 182V183H179ZM188 182V181H187ZM186 182V183H187ZM14 183H17V181L15 182L14 181ZM34 183H36V181L34 182ZM39 183V182H38ZM38 183H36L35 185H32V187H37V184ZM65 183V182H64ZM94 183V182H93ZM96 183V182H95ZM99 183V182H98ZM97 183V184H98ZM109 183V184H110ZM9 184H10V182H9ZM9 184H7V185H9ZM43 184V183H42ZM63 184V183H62ZM100 184V183H99ZM164 184L165 183H162L161 185L163 186V187H165L164 186ZM16 185V184H15ZM14 185V186H15ZM110 185H116L115 183H113V184H110ZM110 185H108L109 187H107L110 191H111V189H112V193L110 192V194L111 195H113V193L115 192L114 191V189H116L117 187V185L114 187V186H112V188H111V186ZM126 185H128V183L126 184ZM126 185H123V186H125V188L123 187L119 192L120 193H122L123 192V190H126L127 189V191H128V187L126 186ZM157 185V184H156ZM159 185V184H158ZM10 187H13V186H11V185H9ZM8 186V187H9ZM16 186H18V184L16 185ZM23 186V185H22ZM19 186V191L18 192H20L21 194L23 193L22 191H20V189H22L23 187H25V186ZM88 186V185H87ZM93 187H92V192L95 194V195H92V197L90 198V200L92 199V198H94V201L95 200H97V198L98 199H101V198H99V197H101L102 195H104V193L102 194V195H100V196H98L97 197V195H96V193L98 194L99 192H96L97 190L99 191V188L98 187H100V185L97 187V188H95V191H93L94 189V185H92ZM101 186H103V185H101ZM150 186H152V185H150ZM184 187L185 186H187L188 187V185H183ZM20 187H22V188H20ZM38 187H42V185L40 186H38ZM53 187H52V189H53ZM82 187V186H81ZM80 187V188H81ZM155 187V186H154ZM163 187H160V189L161 188H163ZM169 187H173V185H171V186H169ZM169 187H167L166 186V189H165V191H167V188H169ZM180 187H179V190H177L178 192L180 191ZM0 188L2 189V187L0 186ZM5 188H7V187H5ZM15 188V187H14ZM14 188H12V189H14ZM16 188H18V187H16ZM26 188V187H25ZM89 188V187H88ZM107 188H104V189H107ZM186 188V187H185ZM196 188V186H194L193 187V189L191 190V191H193V193L190 191V193H192V194H195V195H197L196 197H198V196H200V193H201V198L200 197H198V198H196L197 200H195L196 202H195V204H197L198 206H200L199 204H201L202 202H204V201H206V199H204L205 197H203L205 194H204V192H203V190L202 189H200L199 188V190L201 191L200 193L197 191V189H195ZM50 189V188H49ZM50 190L49 192H51L52 193V191L53 190ZM73 189H74V187H73ZM82 189V188H81ZM107 189V190H108ZM134 189V188H133ZM133 189H130L129 190V192H128V194L129 193H131V191L133 190ZM181 189H182V191H184L185 192V190H183L184 188H182L181 187ZM3 190V189H2ZM109 190H108V192H109ZM174 190V189H173ZM173 190H171L172 192H173ZM197 191V192H194V191ZM8 191V190H7ZM7 191H6V193H5V195L3 194L4 192H2L1 191V195H3L2 197H5L7 194H10V193H7ZM26 191V189L24 190V192ZM35 191H37L36 189H35ZM33 192L32 194H36V192ZM82 191V190H81ZM126 191V192H127ZM152 191V190H151ZM156 191H157V189H156ZM182 191H180V195H178V197L180 196V198H181V196L183 197H185V195H183L182 194ZM9 192V191H8ZM17 192V191H16ZM37 192H40V191H37ZM41 192H43V191H41ZM40 192V193H41ZM101 192L102 191H100V194H101ZM154 192V191H153ZM158 192V191H157ZM168 192V191H167ZM167 192H163L164 194H169V192L167 193ZM187 192V191H186ZM20 193H19V195H20ZM58 193V195L60 194V192H57ZM78 194L80 193V191H78L77 192ZM155 193V196H157V194H160V193H157L156 194V192H154ZM153 193V194H154ZM187 193H189V192H187ZM197 193V194H196ZM14 195H16V193H13ZM45 194H46V192H45ZM62 194H65V193H62ZM86 194V193H85ZM123 194H126V193H123ZM127 194V195H128ZM146 194H147V191H146ZM146 194H145V192H144V196H145V198H146ZM174 194H176V193H174L173 192V194L172 195H174ZM182 194V195H181ZM0 195V196H1ZM11 195V194H10ZM72 194H71V190H70V196H71ZM148 195H149V193H148ZM190 195V194H189ZM42 196H44V195H42ZM65 195H63V197H64ZM69 196V201H71V199L70 198H72V197H70ZM75 196H77V195H75ZM74 196V197H75ZM94 196V197H93ZM96 196V197H95ZM105 197H102V198H108L109 196H106V195H104ZM150 196V195H149ZM165 196H168V195H165ZM177 196V195H176ZM188 196V195H187ZM35 197V196H34ZM41 197V196H40ZM123 200H126L127 198H128V196H127V198L125 197V199L123 198L124 197V195H123V197H122V195L120 196ZM120 197H118L119 198V203H118V201L116 200L115 201V203H117V204H115V203H113V204H111L112 202H111V200H110V202H108L109 201V198H108V200L107 199H101V200H106V202H104V201H98L97 203L95 202V203H93L92 202V200H91V203H89V202H85V203H87L86 205H80L77 201H79L80 202V199H78V196L77 197H75L74 199H76V200H74L73 199V202L71 201V202H66V199H65V202H56L57 201V199L58 198H55L54 200H56V201H54V203H50V202H48V201H45V200H48V199H46L45 197H44V201H42V200H40V198H38L39 200H36V199H34V201H33V203L32 204H25V205H12V204H14V201L13 200H10V201H12L11 203L12 204H10V203H7V201H5L6 202V204L4 205H2V206H0V238H2V237H4V236H6V235H10L8 238H6V240L4 241V242H2L1 244H0V264H203L202 263V252H199L200 250H186L182 245H181V242H180V236H179V239L178 238H176L175 236H174V234H175V232L177 231L176 230V227H175V230L176 231H174V229L172 228V231H174V232H170L171 234L169 235V236H167V237H162V238H159V236L158 235H154V237L152 238V240L149 242V251H150V253H148L147 252V255H145V254H142V251H143V249H142V246H141V244H142V242H141V240L139 239V241L141 242V244H140V242L139 241H137L135 238H139V237H137V235L139 234V233H137V234H135L136 236H132L131 235V233H129V231H128V229H127V227H124V226H118V225H113V224H111L110 222H109V219H108V216H107V212H108V208H109V204L111 205L110 206V209H111V207H113V209H114V206H118V205H120L121 203H123V200L122 199H120ZM158 197V196H157ZM189 197V196H188ZM190 197H192V196H190ZM195 197V196H194ZM22 198V197H21ZM64 198H67V197H64ZM64 198H63V200H64ZM84 198H89V197H86V196H84L83 197V200H84ZM112 198H115V197H113L112 196ZM117 198V199H118ZM145 198H142V199H144L145 200V203H146V201H148V200H150V198L149 199H145ZM160 198V197H159ZM68 199V198H67ZM116 199V198H115ZM172 199V198H171ZM201 199H203L204 201H202L201 203H199L200 201H198V200H201ZM19 200H20V198H19ZM22 200H24V198L22 199ZM59 200V199H58ZM82 200V199H81ZM87 200V199H86ZM89 200V199H88ZM122 200V201H121ZM166 200H167V198H166ZM166 200H164V201H166ZM74 201L76 202V203H74ZM143 201V200H142ZM151 201V200H150ZM162 201V200H161ZM173 201H175L176 202V200H175V198L171 201H169L168 202V200H167V204H169V207L171 206V204H172V202ZM104 202V203H103ZM107 202L109 203V204H107ZM121 202V203H120ZM144 202V201H143ZM170 202H171V204H170ZM17 203H20L21 204V202H17ZM145 203H142V204H145ZM178 203V202H177ZM180 203H182V202H180V200H179V205H181ZM205 203V202H204ZM225 203V202H224ZM81 204H82V202H81ZM150 204V203H149ZM193 205L192 206H190L191 208L194 206V203H192ZM166 205V204H165ZM222 205H223V202H222ZM144 206V205H143ZM154 206V205H153ZM175 206V205H174ZM197 206V207H198ZM202 206V205H201ZM227 206H229L228 208H226ZM146 207H148V206H146ZM172 207V206H171ZM210 207V206H209ZM208 207V208H209ZM116 208V207H115ZM144 208V207H143ZM174 208V207H173ZM213 208H215V206L213 207ZM225 208H226V210H225ZM230 205H226L225 207H224V209H222L223 211H225L226 213H227V211L228 210H230ZM109 209V210H110ZM167 209H169L170 210V212L172 213V212H174L175 211V209H176V207H175V209H172V208H167ZM172 209V210H171ZM185 209V208H184ZM188 209V208H187ZM212 209V208H211ZM215 209H218V208H215ZM228 209V210H227ZM192 211L194 210H200V208H195V209H191ZM111 211H112V209H111ZM150 211H151V209H150ZM156 211V210H155ZM201 211V210H200ZM199 211V212H200ZM241 211H245V208H243V210H241ZM165 212V211H164ZM198 212V213H199ZM247 212V211H246ZM130 213H132V212H130ZM160 213V212H159ZM162 213V212H161ZM195 213H196V211H195ZM225 213V215L228 217V216H231L232 214H233V212H231V210L228 212L229 214L227 215ZM231 213V214H230ZM163 214V213H162ZM161 214V215H162ZM168 214V213H167ZM197 214V213H196ZM196 214H192V215H196ZM236 214V213H235ZM132 215H135L134 213L132 214ZM173 215V214H172ZM175 215V214H174ZM176 215H177V212H176ZM176 215L173 217V219L174 218H176ZM246 215V214H245ZM124 217L126 216V215H123ZM151 216V215H150ZM170 216V215H169ZM221 216V215H220ZM242 216V215H241ZM249 216V214L247 215V218L248 219H253V218H250V216ZM133 217V216H132ZM172 217V216H171ZM206 217V216H205ZM127 218V216L124 218V220ZM129 218V217H128ZM148 218V217H147ZM150 218V217H149ZM152 218V217H151ZM178 218V217H177ZM235 218V217H234ZM118 219H119V217H118ZM130 220H131V217L129 218ZM204 219V218H203ZM206 220H208L207 218H205ZM236 219V218H235ZM242 219V218H241ZM165 220V219H164ZM167 220V219H166ZM171 221L169 222L170 223V225H172V226H176V223L175 222H173V221H175V219L174 220H172V219H170ZM185 220V219H184ZM200 220V219H199ZM217 220V219H216ZM237 220V219H236ZM235 220V221H236ZM135 221V220H134ZM150 221H152V219L150 220ZM156 221V220H155ZM209 222L207 223V226L205 227L204 226V233L203 232H201L202 234H199V231H198V235H200V238H201V240H202V242H204V240H205V242H206V239L210 236H212V235H214L213 234V231H215V230H220V228H222L223 226L222 225H224V224H221V222H219L220 220H217L218 222H216L215 220L214 221H212V219H211V221H210V219L208 220ZM228 221H230V220H228ZM231 221H233V219L231 220ZM246 221V220H245ZM245 221H240V224L239 225H241V223H242V225H241V227H247L246 229H245V231L244 232H238V238L237 239H239V240H241L242 241V246L244 247V244L246 243V241H248L247 239H250V238H247V236H246V233L245 232H248V230H249V232L251 233V231L252 230H250L252 227H250L249 225H248V223L247 222H245ZM128 222V220L126 219V223ZM137 222H138V220H137ZM154 222V221H153ZM157 222V221H156ZM172 222V223H171ZM227 222V221H226ZM245 222V225L243 224ZM140 223V222H139ZM169 223H168V225H169ZM189 223H191L190 221H189ZM131 224V223H130ZM149 224H150V222H149ZM157 224V223H156ZM155 224V225H156ZM193 224V223H192ZM197 224V223H196ZM203 224V223H202ZM225 224H229V225H231V224H233V222L230 224V222H227V223H225ZM255 224H256V222H255ZM136 225V224H135ZM154 225V226H155ZM163 225V224H162ZM247 225V226H246ZM252 225H253V223H252ZM258 225V224H257ZM150 227H151V225H149ZM159 226H161V225H159ZM178 226H179V224H178ZM249 226V227H248ZM110 227H112L113 228V230L116 232V234H114V235H110V234H108V230L110 229ZM156 227H158V224H157V226ZM181 227V226H180ZM193 226H191V228H192ZM243 227V228H244ZM254 227L255 226H253V230H254ZM149 228V227H148ZM250 228V229H249ZM256 228V227H255ZM28 229L29 230H31V232H30V235H24V236H15V235H12V233L13 232H15V231H19V232H21V233H27V231H28ZM137 229V228H136ZM152 229V228H151ZM178 229V228H177ZM242 229V228H241ZM169 230V229H168ZM162 230H160V232H161ZM220 231H222V230H220ZM259 231V230H258ZM165 232V231H164ZM191 232H193V231H191ZM212 232V233H211ZM248 232V233H249ZM254 232V231H253ZM141 233V232H140ZM167 233V235L169 234L168 233V231L166 232ZM166 233H164V234H166ZM185 233H186V230H185ZM257 233V232H256ZM28 234V233H27ZM195 234H197L196 232H195ZM219 235H220V233H218ZM263 234H264V231H263ZM142 235V234H141ZM235 235H237V234H235ZM149 236V235H148ZM187 237V236H186ZM189 237V236H188ZM200 238H199V240H200ZM218 239V238H217ZM236 239V238H235ZM212 241V240H211ZM232 241V240H231ZM233 241H235L234 240V238H233ZM210 242V241H209ZM213 242V241H212ZM240 242V241H239ZM262 244L260 245V247L258 246V243H256L257 244V248L259 249L257 252H254V249L252 250V252H254V255H253V257H251V256H249L250 258H252V260L254 259V261L253 262H257L258 260H260L262 263L261 264H264V241H260ZM235 243V242H234ZM185 244V243H184ZM207 244V243H206ZM205 243H201V245H206ZM209 245V244H208ZM211 245V244H210ZM223 245H224V243H223ZM239 245H241V244H239ZM249 248H253V247H249ZM223 250H221V252L223 251V254H224V259H222V261H225V264H238V262L240 261L239 259H242V258H240V256L242 257V251H243V249H241V248H238V247H234V248H231V249H229V250H225L224 251V248H222ZM203 249H201V251H202ZM219 255V254H218ZM216 256L217 258H219V256ZM249 255V254H248ZM251 255H252V253H251ZM223 257V256H222ZM246 257H248L247 255H246ZM212 258V257H211ZM212 259H214V257L212 258ZM212 259H210V260H212ZM219 261H220V259H219ZM246 261H247V258H246ZM206 262H209V260L208 261H206ZM213 262V261H212ZM212 262H210V263H212ZM247 263H249V262H247ZM246 263V264H247ZM214 264V263H213ZM241 264V263H240ZM255 264V263H254Z\"/></svg>",
  "mask_w": 264,
  "mask_h": 264
}]
</instances>
